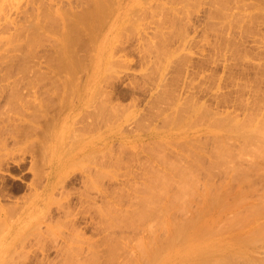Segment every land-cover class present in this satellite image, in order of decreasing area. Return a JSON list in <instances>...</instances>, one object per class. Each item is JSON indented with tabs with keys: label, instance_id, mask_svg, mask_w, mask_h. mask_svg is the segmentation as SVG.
I'll use <instances>...</instances> for the list:
<instances>
[{
	"label": "rangeland",
	"instance_id": "1",
	"mask_svg": "<svg viewBox=\"0 0 264 264\" xmlns=\"http://www.w3.org/2000/svg\"><path fill=\"white\" fill-rule=\"evenodd\" d=\"M65 1H63L64 4H62V7H61V10L66 11V12L62 11L63 15H65L64 17L65 18H66V16L68 17V19L66 18V20L68 22L70 21L69 19H71V22L74 21V24H73V22L72 23L69 22L71 24V26H73V25L78 26V24H75L76 22L74 19H76V17L73 16V14H74V12L77 13L78 11L80 12L82 9H84L83 6L86 4V1L82 0L83 1L82 2L81 0H78L79 4L77 3V0H75L76 2L74 0H65ZM107 1H109V0H107ZM107 1L105 0L104 3L106 2L105 4H107L109 6V8H111V9L110 10L108 9L109 11L103 10L104 14H102L103 16H101L99 18L100 22H101V24L98 27L99 29H97V30L95 29V31H93L91 34L89 32L87 33L85 30H84L85 31L84 32L81 29V27H79L78 29L76 28L77 32L75 31L72 34V36H75L74 33L77 34L78 36L76 35V40L78 39L79 41H81V43H83L82 41H85L83 43L84 44L83 47H85V46L88 47V48L86 47V50L84 48L81 50L80 45H78L79 44L78 42H77L78 44L77 43H74V45L72 44L73 45L72 46V52L73 51H75V52L72 53L70 60L74 61L72 69L74 70L73 75L77 76V77H75V79H80V80L82 79V82L85 81L84 86L81 87V89H80L81 92H80V96H79V102L84 103L85 101H87L88 94L90 91H92V94H93L92 101H93V104L94 103L95 104H94L93 109L90 107L93 110V112L89 114L91 116L86 115V112H87L86 110L85 111L83 110L81 112V110L75 109V110L71 111V113L68 114L69 118L64 119L65 121L63 120L61 122H58L57 124L51 123L50 127H48L49 130L48 129L44 130V132L46 131L47 134L41 132L42 134H45V137H47L46 139H48L49 136L51 137L53 134V135H55L56 141L62 140L64 142L63 143L64 145H62V147L52 148L50 153L51 154L57 153L58 156L60 158H62V160L66 163V165L69 163H72L74 165V167H77L78 169L75 170L74 172H68V171L64 170L60 173L59 176L52 178L50 180L51 182H50L49 186L44 191V194H41L42 195L41 197L37 198L36 196H32V195H33L34 189H36L37 191H40V186L42 184V179H40V177H41L40 175H42L43 171L46 170L45 163L48 161V157H47V159H43L40 157L41 159L39 158L38 159L39 161L35 162L36 165L31 167L32 158L34 157L33 151L36 150V152L38 151L37 153L39 154L41 147L37 146V144L39 145L38 141H34L33 143H30V142L22 143L21 141L24 140V138L21 140V138L23 136L20 135L21 136L20 137L18 134L19 132H22V131L21 130L19 132L14 131V130H19L18 127L23 128V126H31V124L37 125V123L34 120H31V118L29 116L27 117L25 115L26 113L24 111H22L23 107H25L24 106L25 103L23 101L24 100L23 94L24 93L26 94V91L24 92L25 88L23 86H18L19 89H21V91H22V93H21V91L18 89L19 92L22 94L23 100H19L21 94L18 97L17 96H8V95H7L8 97H5V95H3L4 93L1 90L2 93H0V97H1L0 98V137L2 136L3 138L2 139L0 138V140L2 141V142H0V264H61V263L64 264V262H66V261H67L66 263H68V261L70 262L73 258L75 259V256H74L75 254L78 255L77 257L80 256L81 258L86 255V257H83V258H85V260L87 259L86 260L87 262L85 260L83 261V258L81 260L80 257H79L80 259H77V260L75 259L76 261L73 259L75 261V263L77 261L79 262L76 264H80V262H82L81 264H83V262L89 264L88 259L90 261L91 258L88 257L87 254H90L91 256L93 255L92 257L95 259V261L100 259V262L101 261L103 262L105 260L104 263H106V261L108 263L110 261L109 257H111V254H112V256L113 255L116 256L117 253L119 254L121 252L120 250L122 249L121 246L124 245L123 244L124 240L122 239L121 236L118 235L119 234L118 229L120 228V226H116V228H118V229H116L117 231H115V230L111 231L112 229L109 230L107 228L108 224H110L108 218L111 216L118 215L117 212H119V210L122 211V209L124 207H125V210H126V208H128V211L131 208V210L129 212H126V215L128 216L129 220L132 221L133 223H138L137 224L138 228L142 227L144 229V231L141 232V234H140V232H138L141 236L138 235V233L133 234V233H131L133 230H129L130 235L131 236H132V234L134 235L132 237L130 236L131 238L129 237L126 240L127 245H128V250H130V252H133L134 250L139 251L138 250L139 246L143 245V244H144L143 246H147V247L152 246L153 244H154V246H156L155 243L157 241L161 242V240L164 241V239L168 240L169 238H171L170 236H172L174 239V236L177 233L180 234L181 232L179 231L180 232L179 233L177 231V233H173V235H172V232H174L175 230L174 231H173V229L171 230L170 226L169 227L167 226L168 227L167 228L166 227L167 222H165V221H167L169 219L168 223H170V222H173L172 221L173 218H175V220L177 221L178 217H179V220L182 222L183 218L185 216V218L192 217L193 221L191 218H190V220L192 221L191 225H193V226H189L190 225L189 219H188L189 222L185 219L186 223H184V221H183L181 223V225L178 224V223H180L179 221H177V223H175L176 222L175 220H174L175 222H173L174 224L173 223H170V224H172L173 226L175 224H177V226H180L179 228H181V229L183 228V225L184 226L186 225L185 227H187V228L188 227L194 228V225L197 224L196 228H197L198 233L194 232L193 228H192L193 230H191V231H190V229L184 228L183 230L187 229L185 231V235L186 236L188 235L187 237L184 235H181V234L180 235L177 234L178 236H180L179 239H181L182 242H179V243H181V244H179L177 242L178 236H177V238H175L176 243H174L175 241H173V239L171 238V241H172L170 244L171 246H168L166 244L164 245V243H161L160 247H162V248H160L161 250H159V252L161 251L160 252L161 256L165 258L166 255H168V256L171 255L173 258L171 261V263L173 262L172 264H191V263L193 264V262H195V264H198L199 262H200L199 264H231V263L232 264H264V175H263L264 169L261 166V164L264 163V150L262 148L258 147L261 144V143H259V141H258V144L255 143L256 139L261 140V137L258 138L257 136L259 135V132L262 131V128L264 129V20H262V19H264L263 18L264 14L263 15L261 14L262 10L260 11V13L258 12L259 14L262 15V16L260 15L262 17V19H261V17L259 16L258 13H256L258 15L253 13L254 9L248 8V7L245 8L244 6H242L241 3H237V4H239L238 7H236V6L231 7L230 1H234V0L228 1V2H230V4L229 3L227 4V2L225 0H220L219 3H218V0H114V2H113V0H110L113 4L112 6H111V2L109 1L110 3L109 2L107 3ZM250 1H252V0H247L246 2L248 3ZM67 2L69 4H66ZM38 3H40L42 5L39 4L40 5L39 6ZM43 3H44V5H43ZM51 4H49V0H39V1L38 0H31V1L30 0H0V61H1V58L4 59V61H6V62H4L2 60L0 62V76H1L0 79H2L0 81V86L3 83L5 84V83H7L13 79H21V81H22V80H25V78L26 79L35 78L37 75H39V76H37L39 78H40V76H42L41 78L45 79L47 76L48 78H46V79H50V77L54 76L55 73H56L55 77H58V74L59 75L60 74L65 75L66 74L65 72H62V71L60 72L59 70H56L58 72H56V71L53 72L54 63L58 62L57 59L60 60V58L64 55L63 53H61L62 52L61 51L62 45H60L61 43H57L58 38H61V39L63 38L62 32H60L59 30L58 31L53 30V28H51L52 30L50 31L49 30L50 26L53 24H51L49 26V24H48L49 22L45 21L44 24H48V27H49V29H47L48 28L47 27L45 30V25L42 24L43 22L40 19H38V20L32 19V20L36 21V23H37V21L42 22V23H40V25L44 26L43 29L38 28L39 30L36 29V31H35V28L32 29L36 33L39 32V35H41V36H39L41 39L38 38L40 40V44H39V42H36V44L37 43L39 44V45L37 44V47H38L37 48L36 44L34 43L35 41H37L36 37H38L37 36L38 34L35 35L36 34L35 32H34V35L36 37H34V35H29L30 37L28 38V40L31 38V36L33 38H36V39H33V40H35L34 42L31 41L32 38H31V40H29L32 43H34L33 44L34 46L32 45L31 42H28L29 44L27 43L28 46L24 45L25 43H23V40H25V38L27 39L26 36H28V35L26 33V30L23 31L21 28L24 27V29L26 28L27 31L29 29L31 30V28L28 27V25H29V23H28V19H29L28 15L29 14L28 13H31L30 11L32 10V9L30 10V8L32 6H34V8L36 7L35 10H38V12H39V9L42 6H44L45 12H43V14L45 15V13H47V12L49 13L52 10V9L46 10V8H49V6H47V5H51ZM105 4L102 6L103 9L105 8L104 7ZM217 4H218V7H217ZM228 5H230V9L228 8ZM24 6L27 8L26 9L27 12L24 11V9H25ZM45 6H47V7H45ZM51 6H54V5H51ZM219 7L221 9H219ZM62 8H64V9H62ZM42 9H43V7L41 8L39 14L42 13L41 12ZM256 9H255V12L260 10V9L259 10L257 9V11H256ZM71 10L74 12L72 13ZM68 11H69L70 16L73 17L74 19L69 18ZM51 12L54 14L53 10ZM263 12H264V10H263ZM52 13H49V14H52ZM26 14H28V15H26ZM53 14H52V16L49 15L51 18H48V20L52 19L53 16H55ZM21 17H22V19H21ZM25 17H27V18H25ZM41 17H42V14H41ZM45 17H46V15H45ZM45 17H44V19L47 20L48 16L46 18ZM20 19H21V21H20ZM25 19H27V20L25 21ZM261 20L263 21V24H261L262 23ZM19 21L21 22V24ZM22 21H24V22H22ZM49 21H51V20H49ZM69 23L67 24V26L68 25L70 26ZM20 25H24L20 28V30H22L24 33L21 32L20 30H18L17 27H20ZM25 25H27V27L29 29ZM29 26H33V25L30 24ZM52 27H54V25ZM67 28H65L64 31H69V29L66 30ZM60 29H61V31L63 30L62 28H60ZM74 29L72 31H74ZM18 31L20 33H17ZM33 31H31V32H33ZM72 31H71V33H72ZM31 32L29 31L30 34H31ZM58 32L61 35H59ZM71 33L69 32L67 35H70ZM86 33L89 34L90 36L89 35L87 36ZM20 34L23 35L24 38L20 37ZM17 37L22 38V42H19L21 40ZM45 37H48L47 41H46ZM13 38H14V40H13ZM52 38H53V40H51ZM88 39H90L91 42ZM28 40H25V41L27 42ZM54 40H57V41H54ZM41 41H42V44H41ZM117 42H119L121 44H119ZM18 43H20V44H18ZM52 43H54V44H52ZM86 43H88V44L86 45ZM13 44L14 45L16 44L15 50H11V48H12L11 45H13ZM47 44H49V45H47ZM57 44L59 45L58 50L56 47ZM14 45H13V47H14ZM18 45H20V46H18ZM22 45H24V47ZM39 46H41V47H39ZM16 47L17 48L20 47L22 49L25 48L24 49L25 52L22 49H19V50H21V51H19ZM44 48H45V50H44ZM50 48H52V49H50ZM30 49L32 51H30ZM35 50H37L38 53ZM52 50H53V52H52ZM22 51L24 53L21 54L20 52H22ZM34 51L38 55H36V53ZM57 51H59V52L57 53ZM15 52H17V53H15ZM32 52H34V53H32ZM81 52H83V53H81ZM111 52H112V54H111ZM49 53H51V55H49V56H51L50 59L47 56ZM78 53H80V54L78 55ZM25 54H27V56ZM39 54L40 55L42 54V55L39 57ZM82 54H83V56H82ZM5 55H7V57ZM13 55L14 56L17 55L18 57L19 56L20 57H19V59H17V56H16V58L15 57L11 58L10 56H13ZM43 55H46L45 57H47V58L45 59V57ZM52 55L55 57H56V55H58L60 58H58V56H57V59L55 60V57L53 58ZM28 56H29V60H28V58L26 59V57H28ZM36 56H37V58H36ZM90 56L93 58H91ZM5 58H6V60H5ZM21 59L23 61H21ZM7 60H8V63L10 64L9 66L11 68L8 66ZM17 60L18 61L20 60L19 61L20 64L17 62ZM50 60H52V62ZM53 60H54V62H53ZM9 61H11L13 64H16V65L14 66ZM13 61H15V62H13ZM49 61L51 62V64ZM23 62H24V64H23ZM48 62H49V64H48ZM75 62H76V64H75ZM77 64H79L81 66V68L78 67L79 65L77 66ZM81 64L83 65V67ZM12 66H14V67L17 66V67L13 68ZM19 66H21L20 71L18 69ZM1 67H2V69H1ZM32 67H33V69H32ZM49 67L52 69V71L47 69ZM7 68L12 69V70L14 69V71H12V72L10 71L11 72L10 73ZM83 68H84V70L82 71ZM15 70H17V71H15ZM4 71H6V72H4ZM13 72H16V73L13 74ZM21 72H23V75ZM24 73H26V75ZM71 73H73V71ZM18 74H20V76H18ZM31 74H33L34 76L33 75L31 76ZM29 75H30V77H28ZM66 75L69 76L70 74H66ZM16 76H17V78H16ZM74 76L72 78H74ZM3 78H5V80ZM19 84H20V82H19ZM73 89L72 88H71V90H70V88L68 89V90H70V92L72 91L71 92L72 94L69 95V92H67L70 97L67 98L66 96H64V98H65L64 102L65 103H66V98L68 100H71V96L73 95V91H75L74 87H73ZM67 93H66V95H67ZM96 96H97V99H96ZM4 97H5L6 101L3 102V100H5V99H3ZM25 97L27 98V100L25 101L26 102L25 105H27L28 100H30V103L32 105L31 99L33 98V96H31V94H26ZM29 97H31V98L29 99ZM166 97H168V98H166ZM169 97H170V99H169ZM186 98H187V100H185ZM12 99H15L16 101L12 100ZM56 100H55V102H56ZM9 101H11V102H9ZM33 101L35 102L34 98H33ZM165 101H166V103L168 102V104H167L168 106L165 104ZM34 102H33V104H34ZM10 104L12 105V107L10 106ZM21 104H22V106H21ZM96 104H97L98 110L95 107ZM104 105H106V106L103 108ZM190 105H192V108L195 109L194 111H191L192 108ZM6 107H9V108H6ZM179 107H180V109L176 111V108L178 109ZM17 108H18V110H17ZM100 108H102L101 112H100ZM172 108H174V109L172 110ZM189 108H191V109H189ZM181 109H183V110H181ZM56 110L58 111L59 109L56 108ZM56 110H55V112H57ZM20 111L22 113L24 112L25 114L24 113L22 114ZM29 111H30V109H29ZM156 111H159V112L157 113ZM53 112H51V113H53ZM55 112H54V114H57L58 116H61L62 113H65V112L67 113L66 110L65 111L60 110L58 112L59 114L55 113ZM189 112L190 113L194 112V113L192 115ZM51 113H47V114L50 115ZM173 113L174 114L177 113V116H175L176 114L174 115ZM179 113L180 114L183 113L182 114L183 117L185 116L184 119L182 117H180ZM185 113H187V114L185 115ZM194 114H196V115H194ZM247 114H250V115L247 116ZM57 115H56V117H58ZM71 115H73V116H71ZM94 115H95V117H94ZM99 115L100 116L102 115L101 116L102 119H100ZM149 115H150V118H149ZM197 115H198V117H197ZM251 115H252V117H250ZM81 116H83V117H81ZM142 116H144V117H142ZM168 116H171V121L169 119L170 117H168ZM172 116L175 119L172 118ZM189 116H191L190 119H189ZM54 117H55V115L54 116L50 115L49 120H51V118H54ZM76 117L78 119L80 118L81 120H83V121H81V123L84 122L85 125L88 122V120L94 119V121H95V125L93 127V130L94 129L95 130L92 133V136L93 135H95V136H93V137L91 136L92 139L94 138L93 141L95 142V144L97 143L96 144L97 146H95L96 149L94 151H92L93 153L95 152V154H96V155L94 154V156H93V154L90 155L91 152H89V151H86L88 154H86L85 152L81 153V154H83V156L76 154L78 151V146H79L78 144L81 143L80 141L84 140V136H85L84 132H80L79 136L81 135V133L83 135L82 137L80 136L81 139L79 140L80 137H78V136H77L78 139L75 137L76 136L75 134L79 133L80 129H82L84 127V125L81 124L80 120H78ZM85 117H86V119H85ZM177 117H180L178 119H181V120L183 119L184 121L180 120L181 122H178L179 120L176 119ZM246 117L250 118V120L247 119ZM75 118L78 120V122L76 121ZM98 118H99V120H97ZM222 118H224V119H222ZM19 119H21L22 122L18 123V121H21ZM23 119H25V120H23ZM72 119H73V122L75 119V121H76V122H74L75 124L71 121ZM142 119H144L143 120L144 122L142 121ZM162 119L165 122L162 121ZM225 119L230 120V122L229 121L227 122ZM104 120H106V121H104ZM186 120L187 121L190 120V122H187ZM220 120H221V122L226 121V123H224L225 125L223 123H220ZM248 120H249V122H248ZM134 121H136V122H134ZM253 121L255 122V124H253L254 123ZM156 122H157V124H156ZM185 122H187V124ZM4 123H5V125H4ZM13 123H14V125H13ZM143 123L144 124L146 123V124L144 125ZM7 124H8V127H11L13 125L14 127H11V128H13V130L11 128H8ZM73 124H74V126H73ZM100 124H101V126H100ZM137 124H139V125L136 126ZM174 124H177V125L174 126ZM229 124L231 126H228ZM245 125L247 126L246 128L251 126L250 128L252 131L253 130L255 131L257 128L258 129H260L261 127L262 128L260 130L257 129L258 134H256L257 133L256 131H255L256 133L253 131V133H254L253 134L252 132H250L251 131V130H249L250 128L245 129ZM77 126L78 127L81 126V128L79 127L80 129H77L78 131L75 132L76 131L75 129ZM105 126H106V128H105ZM256 126H258V127L255 128ZM3 127L5 130L3 129ZM225 127H226L227 131H226ZM228 127H229V132H228ZM252 127H254L255 129ZM72 128H74L75 131L72 130ZM23 129L25 130V128H23ZM223 129H225V130H223ZM47 130L49 132H47ZM127 130L128 131L130 130V131L128 132ZM140 130H141V132H140ZM150 130L152 132L158 131V133H159L158 135L163 136V138L161 137L162 140L160 137H158V139L160 140L159 143L157 141L158 139L155 140L157 144L155 142H153L156 144L157 147L155 146V144H153L151 146L150 142H152V141L150 140V142H149L148 137L145 136V133L149 132ZM247 130H249V131H247ZM10 131L12 132V134L14 133L13 135L15 138L12 137V135H10V133H11ZM165 131H167V132H165ZM168 131H169V133H168ZM73 132H75V134ZM108 132H111V133L107 134ZM123 132H125V133H123ZM227 132H228V134H227ZM249 132H250V134L252 133V136L255 135L257 138L255 137V139H254V138H252V136L251 137L250 136L246 137L247 135L244 136V133L249 134ZM15 133L17 134L16 136H15ZM41 133H40V135L38 134L39 139L43 136ZM104 133H105V136L103 135ZM141 133H143L144 135ZM163 133H164V135H163ZM123 135L125 137H123ZM126 135H128V136L126 137ZM262 135L264 136L263 133H262ZM133 136H135V137L133 138ZM167 136H169V137H167ZM263 136H262V138L264 139ZM45 137H43L42 139L45 140ZM72 137L75 140H73ZM138 137H140V138H138ZM197 137H198V139H197ZM225 137H227V139H225ZM145 138L148 140L149 145L147 144ZM251 138L253 140H251ZM16 139H19V140H16ZM106 139L108 141H106ZM32 140H34V138H32ZM76 140H78L79 143H78V141L73 142ZM104 140H105L106 144L103 142ZM136 140H139L140 142L136 141ZM141 140L144 143L146 142V144H144ZM135 141H136V143L138 142V144H141V145H138V148H140V150L137 148V146L135 147V145H137V144H135ZM161 141H164L163 143L165 146H167L166 144H168L169 148L168 147L165 148V146L163 144L160 145L161 146V148H160L158 144L162 143ZM188 141H190V143H188ZM253 141H255V142H253ZM45 142H44V146H45ZM121 142H124L123 145L124 144L126 145L125 148L122 147ZM174 142H176V143H174ZM229 142H231V143H229ZM172 143L174 144V146ZM178 143H180V144H178ZM222 143L224 146L223 147L224 155H222V154L220 155L222 150H219ZM107 144H108V146L110 144L111 148L109 146L106 150ZM130 144H133V145H130ZM142 144H144V145H142ZM185 144H186L185 147H187L186 149L182 148V146L184 147ZM194 144H195V146H194ZM225 144H228V145L230 144L231 146L229 145L228 146L229 148L228 147L226 148L227 145L225 146ZM105 145H106V147H104ZM179 145H181V146H179ZM139 146H141V147L143 146V152H141L142 149ZM230 147H231L233 152L230 151L231 150ZM196 148H198V149H196ZM234 148H235V150H234ZM237 148H238V150H237L238 152L236 151ZM108 149H109V151H108ZM134 149H135V151H134ZM150 149L151 150L154 149L153 151H156L158 156H159V152H161V149L165 150V151H162L163 154L160 153V154L166 156V157H164L165 159H163V157L162 158L160 157V159L167 160V161L171 162V164H173V167L175 166V164H177V165L180 164L179 166H177L178 168H180L181 164H182V166H185V169L182 166H181V169H178V170L175 169V171L173 169V173L177 172V173H175V176H173V174L171 172L172 169H171V171L169 173L171 175V178H170L169 174H167V172L169 171L167 169V167L165 169V167L162 165L163 163L160 164L164 167V168H162L163 169L162 172L164 173V175L161 174L162 172H159L162 169H159L158 173H159V175L161 174L162 177L160 176V178H163V180L159 178L160 183L158 180V185H157L158 187L157 188H159V191L160 190L162 191V189L160 187V185L162 184L161 186L165 188V189L163 188L164 194L163 193L160 194L161 192H158L157 190H156V192H157V194H156L154 189H152V187L154 188L156 186L157 183L155 180L158 178L159 175L155 176L156 174L151 173L153 170L150 171L151 169L150 170L147 169V168H150L152 166V162L150 164V162H148L149 160L147 161L146 159H144V154L148 153L147 151L151 152ZM172 149H173V153L176 154V152H179V154H183V156L179 155V154H177V156L176 155L173 156L174 154L171 155ZM177 149H178V151H177ZM210 149H211V151H209ZM221 149H222V147H221ZM225 149L228 153L232 152L231 153L232 157L230 155L228 156L227 152H226V154L229 158L227 156H225L226 155ZM105 150L107 152H109V155H111V156H109V158L107 157L108 153L105 152V155H107V156H105L103 154L102 151H105ZM121 150H122V152H121ZM124 150H125V152H123ZM166 150L167 151L170 150V151L167 152ZM184 150L187 153L184 152ZM100 151L105 156L104 159H106L103 161L104 164H102L103 158H101L102 156H100L101 154H99ZM128 151L131 154L133 153V155H135V156H133V155H132V157H130L131 155L128 156L130 154V153H128ZM138 151H140L139 152L140 154L138 153ZM239 151H240V153H242L244 155L247 154V156L244 157V156H240V154H239L238 158H237V154L239 153ZM189 152H190V155L194 154V155H192V156H194V159H195V155H197L196 156L197 160L199 158H203V159H201V162L199 159V162H198L199 165L197 162H195L193 160V158H191V156H188ZM209 152H211L212 154H210ZM234 152H235V154L237 153L236 156H234L235 154L233 155ZM97 153L99 154L98 156H100V158L102 159L101 161L99 160L98 162L93 161V160H95L94 158L98 157ZM137 153L139 154V156H137ZM208 153H209V155H208ZM215 153H216L215 156L218 158V160L222 162V164L219 165L220 167L219 166L217 167V165H216V167H215V165H214V167L212 165H210L212 163L217 164L218 160L213 155ZM84 154L92 156V157L90 158L88 156L89 157V160H88V157L86 158V155L84 156ZM124 154H125V156H124ZM126 154H127L128 160L126 159ZM199 154L201 155L200 157H199ZM140 155H141V157H140ZM202 155L203 156L206 155V156L202 157ZM250 155L253 157H256V158H254V160H256L258 158L257 161H254V164L256 165V163H257V167L258 166L261 167V168H259V170L263 169V172L259 171V170H258V172H256V170H254L255 167H251L253 164V163H251V161H253V159H251V158H253V157L250 158ZM123 156L125 158H123ZM113 157L114 158L117 157L116 160ZM212 157H213V161H214V159H216V162H213L211 160ZM224 157H227L228 160H225L226 158L224 159ZM100 158L98 157V159H100ZM107 158L109 160H111V159H113V160L110 162L107 160ZM185 158H187V159H185ZM188 158H189V161L193 160V162L197 163V165L192 164V165H194L195 168L197 166V168L194 171L191 170V173L192 172H193V174L195 173L194 174L195 177L192 176L193 174H190L189 169H191V168H188V167H190L188 165H190L191 162H189L190 164H188ZM239 158H240L241 162H240ZM120 159H121V162H119ZM141 159H143V160H141ZM176 159L177 160L178 159H180V160L184 159V161L187 160V162L182 163V161L178 160V162L179 161L180 162L176 163L175 162V161H177ZM190 159H192V160H190ZM250 159H251V161H250ZM242 160L245 161L246 164L250 162L251 166L247 164L248 165V167H247V165L244 162H242ZM258 160H259V162H258ZM106 161H107V164L105 163ZM136 161L137 162L139 161L141 165H143V163H145L143 165V166H145L144 170L140 167L141 165L139 164V162L136 163ZM142 161H145V162H142ZM229 161H231L230 162L231 164L227 165L229 163ZM234 161H236L237 164L239 162L238 167H236L237 165L234 166L236 164V163H234ZM93 162H96V163H93ZM108 162H109V164H108ZM205 162H207V163H205ZM226 162H227V164H226ZM97 163H99L98 164L99 166L105 165V164H106V166L105 167L104 166L98 167ZM111 163H113V164H111ZM128 163L130 166H129V170L126 171L124 169L128 168L127 167ZM147 163H149L151 166L149 167V164H147ZM185 163H187L188 165L187 164L185 165ZM240 163H243V166L244 165H246V166L243 167L242 164H240ZM95 164L97 166H95ZM169 164L170 163H168V165ZM93 165H94V168L97 167L96 169L100 168V170L95 169L94 171H92L94 169ZM107 165H109V166H107ZM192 165H191V167H192ZM230 165H233L236 168H234L233 166H230ZM81 166L84 170L81 169ZM85 166L87 167L86 169H88V171L85 169ZM89 166L91 167L92 170L88 168ZM121 166L124 168H122ZM201 166H203V167H201ZM221 166L227 170L226 174H225V170L223 171V168ZM171 167H172V165H171ZM206 167H208V168H206ZM209 167H211V168H209ZM230 167L232 168L233 171L231 170ZM140 169H142V170H140ZM228 169H229V171L230 170L231 171L229 172ZM251 169H253V170L251 171ZM132 170H134L133 173H135V174H132ZM164 170H166V171L164 172ZM216 170H219V171H216ZM129 171H130V173H129ZM142 171H146L143 173H147V172L149 173V171H150L151 175H150V173L149 174L147 173V175H146L147 177L145 176L146 179H144L143 175H145V174H142ZM181 171L182 172L185 171V172H183V174L180 175L182 173ZM198 171H199V173H198ZM201 171H203V172H201ZM222 171L224 173H222ZM126 172L128 174H126ZM178 172H181V173L179 174ZM187 172H188V174H187ZM215 172H220L221 174L217 173L218 174L217 175ZM102 173L107 174V175H103ZM122 173L124 174V176H125V174L129 175V176L124 177ZM136 173H138L137 174L138 176L136 175ZM209 173H211V174H209ZM139 174L141 175V177ZM184 174H186V175H184ZM214 174H216L217 178L214 176ZM241 174L245 175L247 180L249 179L248 180L249 183H248V181H246V178L244 179V181L248 185L244 181L242 182L244 177L243 178L240 177L242 179L239 178L241 180V181H239L240 183L238 182L239 179L237 180V182L233 181V180H235L233 178H236L237 175L239 176ZM256 174H258V175H256ZM177 175L178 176L180 175L179 178ZM197 175H198V177L196 178ZM210 175H211V177L214 176L215 178L213 177V179H212L210 177ZM234 175H236V176L234 177ZM104 176H106V177H104ZM165 176H166V179H165ZM181 176H183V177L185 176L188 179L187 178L183 179V177H181ZM148 177L149 178L151 177L150 179L153 181V183H156V184L153 185L150 182V180L148 181L147 180ZM172 177L174 180L172 179ZM125 178H127V179L125 180ZM140 178H142V179H140ZM194 178H196V179H194ZM201 179L205 180L203 182L206 183L207 185L209 183L213 184V185L207 186L206 184H204L202 182ZM90 180L95 181L93 184V185H95V188H94V186H92V184H90V183H93ZM132 180H134V181H132ZM168 180H169V182H168ZM186 180H187V182H186ZM211 180H212V183H211ZM141 181H143V182H141ZM161 181H162V183H161ZM176 181H178L177 183L180 184V188H179V185H177V186L174 185V183H176ZM193 181H195V182H193ZM213 181H214V183H213ZM224 181L225 182L227 181L226 183L228 185L226 183H224ZM88 182H89V184H88ZM148 182L153 185L151 187V189L154 192L153 194H156V195H154L155 198L156 197L159 198V201L158 200L155 201L156 203H153V201H154L153 199H155V198L151 197L153 195H151L152 192L150 193V191H151L150 189H149V192H147V193H148V195H151V196L147 197V195H146V197H145L143 195V193L141 192L142 189L144 192L145 186L146 187H147V185L149 186ZM165 182L167 184H169L168 188H167V184ZM170 182L172 185L170 184ZM196 182H198V183L195 184ZM200 182H202V183H200ZM216 182H217L218 186H216L217 185ZM220 182H222V183H220ZM140 183L141 184L143 183V185H141ZM146 183H147V185H145ZM125 184H127V185H125ZM151 184H150V186H151ZM214 184H215V186H214ZM199 185L201 188L199 187ZM219 185H221L220 188H217V187H219ZM88 186L90 187L89 189H91L92 191L87 189ZM132 186H134V188H135L133 190L137 191L136 194H135V191H134V194H131V193H133V190H132V192L130 190V189H132ZM182 186L183 187L185 186V187L183 188ZM139 187H141V188H139ZM146 187H145L144 193H146V190H148V188H150V187H148V188H146ZM177 187H178V189H177ZM228 187H229V190H228ZM246 187H248V188L246 189ZM121 188L124 190H122ZM157 188L155 187V189H157ZM185 188H189V189H185ZM202 188H203V190H202ZM104 189H106L105 191H107V193L104 191ZM108 189L110 191H108ZM112 189H115V190L117 189L118 191L116 190L115 192H113L114 190L112 191ZM195 189L197 190L196 192H198V193L195 192ZM210 189L212 190V193L215 194V196L211 193ZM215 189H216V191H215ZM218 189L219 190L222 189L221 192H223L224 194L227 193V194H225L227 197L225 195L222 196L221 195L222 193ZM85 190L87 191V194H89V195H86V193H85L86 196L84 197L83 192ZM174 190L175 191L177 190L176 192H178V193H179V191L183 192V190L185 193V190H187V193L188 192L189 193L188 194L185 193V198L183 197V199L186 200L188 198V196H190L191 199H190V197L188 199V203L189 202L190 203L188 204V203H186V201L181 199L180 202L181 203L185 202V203L183 205H181L179 203L177 205H175L177 203L176 200L179 199V197H182L181 195L184 193L175 194ZM202 191L205 193H203ZM169 192H170V195H171V193H173V194L171 196H169ZM190 192L194 193V194H191ZM218 192H220V193H218ZM100 193H102V194L100 195ZM123 193H124V195H123ZM137 193L138 194L140 193V194L138 195ZM206 193L208 195H205ZM209 193H211V194H209ZM109 194H111L112 196ZM125 194L128 196L126 197ZM141 194L145 198L142 197ZM198 194H199V196H198ZM235 194H236V196H237V194H239L238 195L239 197L238 196L236 197ZM133 195H134V197H133ZM162 195H164V198L161 197ZM166 195L169 196L170 199ZM176 195H178V197L173 198V197H176ZM209 195L217 197L219 202H215V201H217L216 198H213L211 196L213 199H215V201H213V199H211V197ZM28 196H29V198H28ZM130 196H131V198H130ZM233 196L235 198H237V200L239 198H241L240 202L242 201V203H238L239 200L237 201ZM106 197H109V198H106ZM128 197L130 198L129 200H128ZM132 197L134 198L133 200H132ZM221 197H222V199H221ZM223 197H226V200H224ZM35 198H36V200H35ZM124 198H126V199L124 200ZM135 198H137V200H136L137 202L133 203V202H135L134 201ZM166 198L169 200V202H171V198H172V200L176 199V200H173V202H175V203L171 204L172 203L171 202L170 203L171 205L168 204L169 202H167L168 200ZM209 198H210V200H209ZM228 198H230V199H228ZM151 199H152V201H151ZM195 199H196V201H195ZM233 199H235V203H238L240 205L237 204L235 206L234 205L235 203H232ZM138 200H140V201H138ZM182 200H183V202H182ZM24 201H26L25 205H23ZM197 201H199V202H197ZM225 201H226V203H225ZM112 202H113V204H112ZM150 202H151V204H150ZM159 202H161V203H159ZM120 203H122L123 205H121ZM124 203H125V205H124ZM137 203L139 206L136 205ZM196 203H198L197 204L198 206L196 205ZM230 203H232L234 205L233 208H232L233 205H230ZM128 204H130L131 207L130 206L128 207L127 206ZM143 204H145V205L148 204L149 206L146 205L144 208ZM154 205H155V208H154ZM157 205H158V207H156ZM179 205H180V207H179ZM189 205H190V207H189ZM115 207H116V209L114 210ZM139 207H140V209H139ZM147 207H149V208H147ZM167 207H169L171 209H169ZM172 207L174 208V210ZM185 207H187L188 210ZM194 207L197 208L198 212H200V210H201L200 213L197 212L198 215L201 214L200 218H197L198 215L195 216V214H194V212H196L195 209H194V211H192L193 210L192 208H194ZM136 208H137V211L139 209L138 212L142 211V208L145 209V212H148L151 209L153 215L156 214L155 217H157V215L162 213L158 217H159V219H160V217H162L161 218L162 220L164 218V220H165L164 222L166 223V224L164 223L165 226L161 223L162 220H160V222L158 221L159 220L158 217L156 220V222L157 221L158 222H157V225L155 226V224H156L155 219L156 218H154V216L152 215L151 212H149V213H151L149 215H148V213H144V214H146V216L143 215L142 217H140L139 213L137 214L136 213L137 211L134 210ZM176 208H177L178 214H177ZM217 208L219 209L220 212L217 211L218 210ZM260 208L261 209L263 208V209L261 210ZM132 209L134 210V212L132 211ZM154 209H156V210L154 211ZM162 209L164 212H162ZM164 209L167 210L168 212H166ZM181 209H184V210L186 209L187 211L186 212L184 211L185 213H183V211ZM237 209L239 210V212ZM116 210H117V212H116ZM170 210L172 211V213ZM173 211H176V212L174 213ZM66 212H68L69 215H68V213H67V215H64V214H66ZM237 212L239 215L234 217L233 216L234 213L237 214ZM249 212H251V213L253 212L252 216L248 214ZM254 212H255V214H254ZM180 213L183 215V217ZM188 213L190 214V217H189ZM98 214H100V215H98ZM123 214H125V212ZM191 214H192V216H191ZM241 214L247 215L246 216L247 221H246L244 215H241ZM253 214H254L255 218H254ZM177 215H179V216H177ZM248 215L251 217H249ZM193 216H194V218L196 217L195 220H194ZM224 216H227V217L225 218ZM238 216H240V217L242 216V217L240 218ZM100 217H101V219H100ZM223 217H224V219H223ZM243 217H244V219H243ZM141 218H142V222L139 223V221H140L139 219H141ZM148 218H150V219H148ZM234 218H236V220H234ZM39 219L41 220L40 224H39V226H36V222ZM98 219H100V220L98 221ZM196 219H199V220H196ZM219 219H221V220H219ZM250 219H253L252 221L255 222V224L257 226ZM71 220L73 221V223H72L73 225L70 224L72 222ZM225 220L229 221V223H227V221H225ZM95 221H97V223L102 221L101 226H103V228L101 226L100 227H101V230H103V231H101V232L97 231L98 228H100V227L98 224H95ZM112 221H114V220H112ZM195 221H197L196 224H195ZM203 221L205 223H203ZM220 221L222 223H219ZM241 221H244V226H243V222H241ZM153 222H155V223H153ZM193 222H194V224H193ZM210 222L211 223L215 222L214 224H216V225L211 228L212 224ZM223 222H224V225H223ZM114 223H115V221H114ZM202 223L204 225H202V227H201ZM217 223H219L220 225L218 224L219 227H218V229H216L217 231H214L215 230L214 228L215 227L217 228V226H218ZM245 223H247V225L250 227H248ZM95 225L98 228H96ZM115 225H117V224L115 223ZM251 225H254V227ZM33 226H34V228H33ZM175 226H174V229H175ZM208 226H210V228H208ZM220 226H222L223 228L221 227L222 229H220V233H219ZM258 226H259V229L257 228ZM158 227H159V229H158ZM198 227L202 228V230L200 228L198 229ZM204 227L207 228L206 230L209 229L208 231H210V232L205 231ZM228 227H229V229H228ZM260 227H261V229H260ZM28 228L29 229L32 228L31 229L32 231H34V229H35V233L37 234V236L39 235L41 237H39V236H38L39 238L34 237L36 234L32 235L34 232L29 231ZM196 228H195V231H196ZM225 228H226L227 232H226V230L225 231L223 230ZM113 229H115V228H113ZM145 229H147V230H145ZM176 229H178V227ZM254 229H256V230H254ZM105 230H106V232H105ZM183 230H182V233H183ZM260 230H262L263 232ZM28 231L32 234H30V233L28 234ZM164 231H166L165 234H164ZM187 231L189 232V234H186ZM113 232H114V234H113ZM142 233H143V235H142ZM190 233H192L193 235L191 236ZM196 233L198 235H196ZM211 233H214V234L212 235ZM256 233L257 234L260 233V235L261 234L262 235L258 236L259 234L257 235ZM18 234H23V236H24L23 240H21V241L25 240L24 234H26L27 235L26 236L27 241L25 240L26 242L25 241L21 242L18 239V238H20V237H18ZM101 234H103L102 235L103 237H105V235H107V238L105 237V240H104V238L102 239ZM120 234L123 235L122 233H120ZM167 234L169 235V238H167ZM164 235H165V238H164ZM194 235H196V236H194ZM256 235L258 236L257 239H256V237H257ZM139 236H140V238H137ZM181 236L185 237L184 241H183L184 238L182 239ZM208 236H210V237H208ZM236 236L239 238L241 236L243 238L242 239L243 241L241 242V238L239 239ZM108 237H109V241L105 242L106 240H108ZM110 237L112 240L113 239H115V240L112 242V240H110ZM191 237H193V239H191ZM50 238L53 239L52 241H54V247H53V242L51 241ZM155 238L158 240H155ZM196 238L199 240L196 241ZM252 238H254L255 240H253ZM40 239H41V245L42 246H39L40 248H38V245H40V241H39ZM47 239H49V240H47ZM190 239H191V241H190ZM16 240H17V242L19 240L20 244L22 243V246H23V244H24V246L25 245L26 246L22 247L21 245H19V248H18L19 242L17 243ZM29 241L32 244L33 243L34 244L29 245L28 244V243H30ZM42 241H44V242H42ZM95 241H97L98 243H99V241H102L103 243L105 242V243H107L106 245H108V247H105L106 245H103L104 247H101L103 243L100 242V244H101L100 245ZM37 242L39 244H37ZM92 242L96 243L98 246L100 245V247L98 248L99 249L98 251H100V249H101L100 252L96 251L97 245L95 244L96 245L95 246L94 243H92ZM246 242H248V244ZM16 243H17V245H16ZM112 243H114V244L120 243L119 246L121 247V249L118 246H117L118 247L117 248L116 245H114ZM197 243L199 245H197ZM56 244L58 247L56 246ZM111 244H112L111 252H109L110 250L107 251V248H109ZM195 244H196V246H195ZM47 245H49V246H47ZM50 245H52V246H50ZM87 245H91V246H87ZM113 245L117 248V250L115 247H113ZM92 246H93V248L95 247L94 251L98 252V253H92V252H94V251H92V249H93ZM198 246L205 248V251L207 253L205 254L204 257H194V258H197L196 260L194 258L193 259L191 258L192 260L191 259H184V257L186 255L183 256V252L185 250H187L189 247H192L194 249ZM41 247H45V249L42 250ZM90 247H91V250H90ZM55 248H57V250ZM60 248H61V250H60ZM112 248L113 249L115 248V249L113 250ZM167 248H168V250H167ZM67 249H69L70 251ZM71 249L75 254L70 253ZM87 249H89L92 254L90 252H88L89 250H87ZM103 249L106 250L105 251L106 253L104 252V254L102 253V251H104ZM13 250H14V252H13ZM178 250H180V251H178ZM118 251H120V252H118ZM67 252L70 253L71 256H69V254H67ZM181 252H182V254H181ZM99 253L102 254V257H101V254L99 255ZM65 254L67 257H71V258H72V255L73 254L74 255H73L72 259H69V258L67 259V258H65L66 257ZM96 254H98L99 256L96 257ZM108 254H109V256H108ZM27 255H29V256H27ZM63 255H64V257H63ZM106 255L108 256V258ZM241 256H244V257H241ZM29 257H30V259H29ZM148 257L152 258L151 255H149V254H148ZM96 258H98V259H96ZM180 258L182 260H180ZM221 258H223V259H221ZM107 259H109V261ZM183 259L185 260V263L183 262ZM228 259L229 260L236 259V260L229 261ZM196 261L198 263H196ZM72 263H74V262L72 261L71 263H68V264H72ZM97 264H99V262ZM142 264H145V262L143 261Z\"/></svg>",
	"mask_w": 264,
	"mask_h": 264
},
{
	"label": "bare ground",
	"instance_id": "2",
	"mask_svg": "<svg viewBox=\"0 0 264 264\" xmlns=\"http://www.w3.org/2000/svg\"><path fill=\"white\" fill-rule=\"evenodd\" d=\"M30 1H31V0H30ZM38 1H39V0H38ZM63 1H65V0H63ZM63 1H62V0H49V4L52 3L51 5H54V6L47 5V6H49V8H46V10H47V9H50V10L52 9L53 12H54V14L51 12L52 10H51L49 13H52L53 15H55V16H53L52 19H49V20H51V21H49L48 18H51L49 15L52 16V14H49L48 12H47V13H48L49 15H48L47 13H45L46 17L48 16V17H47V20L44 19V17H45V15L43 14V12H45V11H44V10H45V9H44V6H42L43 9H42V11H41V12H42V13H41V14H42V17H41V14H39V13H40V10H41L42 7L39 9V12H38V10H35L36 7L34 8V6H32V7L30 8V10L32 9V10L30 11L31 13H28L29 15L26 14V15L29 16V19H28V23H29V25H30V24L33 25V26H29V25H28V27H30L31 30L27 27V25H25V26L29 29L28 31H27L26 28L24 29V27H22V26H24V25H20V27H17V28H18V30H20V28L22 27L21 29H22L23 31L26 30V33H27L28 36H26L27 39L25 38V40H28V38L30 37L29 35H34V32L36 31V29H38V28H39V29H43V28H44L43 25H45V30H46V28L48 27V24H49V26H50L51 24H53L54 27H55L56 29H55L54 27H52L53 25L50 26V29H49V27H48L47 29H49V30L51 31V30H52L51 28H53V30H56V31L59 30L60 32H62V36H63V38H62V39H61V38H58V42H57V43H61V44H60V45H62V49H61L62 52H61V53H63L64 55H63L61 58H60L58 55H56V57L52 55L53 58L55 57V60L57 59V56H58V58H60V60L57 59L58 62H55L56 64L54 63V65H53V69H54L53 72H55L56 70H59L60 72L62 71V72H65L66 74H70V75H69L70 77L67 76L66 74H65V75H62V74L59 75V74H58V77H55V75H56V73H55L54 76H51V77H50V79H46V78H48L46 75H45L46 78L43 79V78H41L42 76H40V78H39V77H37V76H39V75H37V76H36L37 78H36V77H35V78H28V79L25 78V80H22V81H21V79H13V80H11V81L5 83V84L3 83V84H4V85L2 84L3 86H2V85L0 86V87H1V88H0V93L3 92V93H4L3 95H5V97H8V96H17V97H18V96L22 93L21 89H19L18 86H23V87L25 88L24 92L26 91V94H31V96H33V98H34V100H35V102H34V101H33V98H32V99H31V101H32V105H31V103H30V100H28L27 105H25V104H26L25 101L27 100V98L25 97V96H26L25 93L23 94V95H24V96H23L24 100H23V98H22V94H21L20 99H19V100H23L24 103H25V104H24L25 107H23V110H22V111H24L26 114H25L24 112H23V113H24L27 117L29 116V117L31 118V120H34V121L37 123V125H33V124H31V126H23V128H25V130H24L22 127H20V128L18 127L19 130H14V131H15V132H16V131L19 132L20 130L22 131V132H19V133L17 132V133L19 134V136H20V135L23 136V137L21 138V140L24 138V140L21 141L22 143H25V142L33 143L34 141H38L39 145L37 144V146H38V147H41V148H40V153H39V154L37 153L38 151H37V152H36V150L33 151V153H34L33 156H34V157L32 158L31 167H33V166L36 165L35 162H36V161H39L38 159H39L40 157L43 158V159H47V157H48V161L45 163V168H46V170L44 169L45 171H43L42 175H40V176H41L40 179H42V184H41V186H40V191H37L36 189H34V191H33V195H32V196H36L37 198H38V197H41V196H42L41 194H44V191H45L46 188L49 186V184H50V182H51L50 180H51L52 178H55V177L59 176L60 173H61L62 171H64V170H65V171H68V172H74L75 170L78 169L77 167H74V165H73L72 163H69V164L66 165V163L62 160V158H60V157L58 156L57 153H52V154L50 153L52 148L62 147V145H64V144H63L64 142H63L62 140L56 141V139H55V135H53V134H52L51 137L49 136L48 139H46L47 137H45V134H42V133H46V131L44 132L45 129H48V130H49L48 127H50V124H51V123L57 124L58 122H61V121H63V120L66 119V118H69V117H68V114L71 113V111H73V110H75V109H79V110H81V112H82L83 110H84V111L86 110V111H87V112H86V115L91 116V115H89V114L93 112L92 109H93L94 104H95V103L93 104V101H92V98H93L92 91L89 92V94H88V98H87V101H85L84 103L79 102V96H80V92H81L80 89H81V87L84 86L85 81L82 82V79H81V80H80V79H75V77H77V76H74V75H73V74H74V70L72 69V68H73L72 66H73L74 61H71V60H70V57H71L72 53L75 52V51L72 52V46L74 45V43H77V42H78L79 44H78V43H77V44L80 45V49H81V50H82L83 48L86 50V47H87V46L83 47V46H84L83 43H84L85 41H82L83 43H81V41H79L78 39L76 40V35H77V34L74 33L75 36H72V34H73V32H75V31L77 32L76 28L78 29L79 27H81V29H82L83 31L85 30L87 33L89 32V33L92 34V32L95 31V29H96V30L99 29L98 27H99V25L101 24L99 18H100L101 16H103L102 14H104V11H106V10L109 11V10L111 9V8H109V6H108L107 4H105L106 2L104 3L105 0H85V1H86V4L83 6L84 9H82L80 12L78 11V12L76 13V12H74V11L71 10L72 13L74 12L73 16H75L76 19H74L73 17H71L70 14H69V11H68L69 18H73V19L75 20V22H76L75 24H78V26H76V25H75V26H74V25L71 26V24L69 23V22H71V19H69L70 21L68 22V21L66 20V18L68 19V17L66 16V18H65V17H64L65 15H63V13H62V11H65V10H61L62 4H64ZM74 1H75V0H74ZM81 1H82V0H81ZM81 1H80V2H81ZM106 1H107V0H106ZM109 1H110V0H109ZM109 1H107V3H108ZM225 1L227 2V4H228V3L230 4V2H231V7H232V6H236V7H238L239 4H237V3H241L242 6H244L245 8L248 7V8H252V9H254V12H253V13H255V14L258 13V12L260 13L261 10H262V11H261V14H262V15L264 14V12H263V10H264V0H252V1L248 2V3L246 2L247 0H234V1L225 0ZM228 1H230V2H228ZM35 2H36V1H35ZM35 2H34V3H35ZM41 2H42V1H41ZM62 2H63V3H62ZM65 2H66V1H65ZM75 2H76V1H75ZM82 2H83V1H82ZM110 2H111V1H110ZM110 2H109V3H110ZM113 2H114V0H113ZM216 2H217V1H216ZM219 2H220V0H218V3H219ZM46 3H47V2H46ZM77 3L79 4L78 0H77ZM77 3H76V4H77ZM103 3L105 4V6H104L105 8H104V9H103V7H102V6L104 5ZM39 4H40V3H38V5H39ZM66 4H69V3L67 2ZM78 4H77V5H78ZM102 4H103V5H102ZM29 5H30V4H29ZM29 5H28V6H29ZM32 5H33V4H32ZM40 5H42V4H40ZM40 5H39V6H40ZM43 5H44V3H43ZM80 5H81V4H80ZM106 5H107V6H106ZM112 5H113V4H112V2H111V6H112ZM47 6H45V7H47ZM67 6H68V5H67ZM242 6H241V7H242ZM24 7H25V6H24ZM24 7H23V8H24ZM50 7H51V8H50ZM69 7H70V6H69ZM217 7H218V4H217ZM28 8H29V7H28ZM106 8H107V9H106ZM228 8L230 9V5H228ZM256 8H257L258 10H259V9H260V10L257 11ZM26 9H27V8L25 7V9H24L25 12H27ZM62 9H64V8H62ZM70 9H71V8H70ZM108 9H109V10H108ZM219 9H221V8L219 7ZM255 9H256L257 12H255ZM103 10H104V11H103ZM113 10H114V9H113ZM21 11H22V10H21ZM48 11H49V10H48ZM111 11H112V10H111ZM114 11H115V10H114ZM65 12H66V11H65ZM262 12H263V13H262ZM22 13H23V12H22ZM106 13H107V12H106ZM111 13H112V12H111ZM259 13H258V14H259ZM23 14H24V13H23ZM65 14H66V13H65ZM219 14H220V13H219ZM255 14H254V15H255ZM258 14H256V15H258ZM261 14H259V16H260ZM66 15H67V14H66ZM108 15H109V14H108ZM220 15H221V14H220ZM262 15H261V16H262ZM23 16H24V15H23ZM43 16H44V17H43ZM106 16H107V15H106ZM261 16H260V17H261ZM46 17H45V18H46ZM253 17H254V16H253ZM25 18H27V17H25ZM263 18H264V15H263ZM21 19H22V17H21ZM21 19H20V21H21ZM32 19H34V20H35V19H36V20L40 19L43 23L40 22V21H37V23H36V21H34V20H32ZM254 19H255V18H254ZM261 19H262V17H261ZM26 20H27V19H25V21H26ZM65 20H66L67 22H66ZM262 20H264V19H262ZM262 20H261V21H262ZM20 21H19V22H20ZM45 21H48L49 23H48V24H44ZM16 22H17V21H16ZM16 22H15V23H16ZM22 22H24V21H22ZM32 22H33V23H32ZM38 22H39V23H38ZM72 22H73V24H74V21H72ZM72 22H71V23H72ZM40 23L43 24V25H42L43 27L40 25ZM46 23H47V22H46ZM65 23H66V24H65ZM68 23L70 24V26L68 25L70 28L67 26ZM260 23H261V22H260ZM13 24H14V23H13ZM20 24H21V22H20ZM24 24H25V23H24ZM261 24H263V21H262ZM14 25H15V24H14ZM17 25H18V24H17ZM67 27H68V28H67ZM72 27H73V28H72ZM96 27H97V28H96ZM17 28H16V29H17ZM34 28H35V31L32 30V29H34ZM60 28H62L63 30L61 31ZM65 28H67L66 30L69 29V31H64ZM74 28H75V29H74ZM39 29H38V30H39ZM73 29H74V31H72ZM22 30H20V31L23 32ZM38 30H37V31H38ZM82 30H81V31H82ZM91 30H92V31H91ZM29 31H30V32L33 31V32H31V34H30ZM43 31H44V30H43ZM43 31H42V32H43ZM71 31H72V33H71ZM79 31H80V30H79ZM85 31H84V32H85ZM40 32H41V31H40ZM64 32H65V33H64ZM67 32H68V33L70 32L71 34H70V35H67V34H68ZM96 32H97V31H96ZM17 33H20V32L18 31ZM17 33H16V34H17ZM23 33H24V32H23ZM23 33H22V34H23ZM28 33H29V34H28ZM35 33H36V32H35ZM58 33H59V32H58ZM63 33H64V34H63ZM66 33H67V34H66ZM81 33H82V32H81ZM81 33H80V34H81ZM87 33H86V34H87ZM37 34H38V35H37ZM40 34H41V33H40ZM80 34H79V35H80ZM18 35H19V34H18ZM18 35H17V36H18ZM35 35H37L38 37H36ZM35 35H34V37H36L37 39H36V38H33V37L31 36L32 40H31V38H30L29 40H31L32 42H34L35 40H33V39H36L37 41H35L34 43L36 44V42H39V44H40V40H39V39H41V38H40L39 36H41V35H39V32L36 33ZM59 35H61V34L59 33ZM84 35H85V34H84ZM88 35H89V34H87V36H88ZM44 36H45V35H44ZM44 36H43V37H44ZM46 36H47V35H46ZM77 36H78V35H77ZM89 36H90V35H89ZM97 36H98V35H97ZM20 37L24 38L23 35H21V34H20ZM20 37H17V38H19V39L21 40V41H19V42H22V38H20ZM43 37H42V38H43ZM49 37H50V36H49ZM81 37H82V36H81ZM85 37H86V36H85ZM38 38H39V39H38ZM79 38H80V37H79ZM45 39H46V41H47L48 37H45ZM80 39H81V38H80ZM13 40H14V38H13ZM17 40H18V39H17ZM25 40H23V43H25L24 45H27V46H28V44H29L28 42H31V41L28 40V41L26 42ZM43 40H44V39H43ZM43 40H42V41H43ZM51 40H53V38H52ZM51 40H50V41H51ZM88 40H90V39H88ZM24 41H25V42H24ZM42 41H41V44H42ZM54 41H57V40H54ZM32 42H31V43H32ZM43 42H44V41H43ZM52 42H53V41H52ZM88 42H89V41H88ZM90 42H91V40H90ZM15 43H16V42H15ZM27 43H28V44H27ZM34 43H32V45H33ZM48 43H49V42H48ZM50 43H51V42H50ZM117 43H119V42H117ZM18 44H20V43H18ZM37 44H38V43H37ZM37 44H36V47H37ZM39 44H38V45H39ZM52 44H54V43H52ZM55 44H56V43H55ZM72 44H73V45H72ZM87 44H88V43H86V45H87ZM90 44H91V43H90ZM119 44H121V43H119ZM13 45H14V44H13ZM13 45H11V46H12L11 50H15V45H16V44L14 45V47H13ZM24 45H22V46L24 47ZM32 45H31V46H32ZM47 45H49V44H47ZM50 45H51V44H50ZM116 45H117V44H116ZM18 46H20V45H18ZM33 46H34V45H33ZM58 46H59V45L57 44V46H56V47H57V50L59 49ZM25 47H26V46H25ZM39 47H41V46H39ZM54 47H55V46H54ZM92 47H93V46H92ZM118 47H119V46H118ZM118 47H117V48H118ZM16 48H17V47H16ZM37 48H38V47H37ZM45 48H46V47H45ZM45 48H44V50H45ZM52 48H53V47H52ZM52 48H50V49H52ZM78 48H79V47H78ZM87 48H88V47H87ZM95 48H96V47H95ZM17 49L19 50V49H22V48L19 47V48H17ZM24 49H25V48H24ZM24 49H22V50H24ZM40 49H41V48H40ZM48 49H49V48H48ZM89 49H90V48H89ZM91 49H92V48H91ZM9 50H10V49H9ZM75 50H76V49H75ZM112 50H113V49H112ZM115 50H116V49H115ZM19 51H21V50H19ZM30 51H32V50L30 49ZM35 51L38 53L37 50H35ZM35 51H34V52H35ZM39 51H40V50H39ZM47 51H48V50H47ZM77 51H78V50H77ZM24 52H25V50H24ZM24 52L22 51V52H20V53L22 54V53H24ZM34 52H32V53H34ZM36 52H35V53H36ZM41 52H42V51H41ZM49 52H50V51H49ZM52 52H53V50H52ZM58 52H59V51H57V53H58ZM79 52H80V51H79ZM88 52H89V51H88ZM15 53H17V52H15ZM27 53H28V52H27ZM37 53H36V55H38ZM39 53H40V52H39ZM81 53H83V52H81ZM43 54H44V53H43ZM52 54H53V53H52ZM76 54H77V53H76ZM76 54H75V55H76ZM79 54H80V53H78V55H79ZM89 54H90V53H89ZM89 54H88V55H89ZM111 54H112V52H111ZM17 55H18V54H17ZM17 55H16V56H17ZM19 55H20V54H19ZM25 55L27 56V54H25ZM34 55H35V54H34ZM41 55H42V54H41ZM41 55L39 54V57H40ZM46 55H47V54H46ZM46 55H43V56L45 57ZM49 55H51V53H49V54L47 55L48 58L50 59L51 56H49ZM84 55H85V54H84ZM5 56L7 57V55H5ZM5 56H4V57H5ZM16 56L13 55V56H10V57H11V58H12V57H15V58H16ZM20 56H21V55H20ZM20 56H19V57H20ZM29 56H30V55H29ZM29 56L26 57V59L28 58V60H29ZM64 56H65V57H64ZM82 56H83V54H82ZM86 56H87V55H86ZM111 56H112V55H111ZM19 57L17 56V59H19ZM30 57H31V56H30ZM90 57H91V56H90ZM24 58H25V57H24ZM36 58H37V56H36ZM46 58H47V57H45V59H46ZM91 58H93V57H91ZM91 58H90V59H91ZM45 59H44V60H45ZM71 59H72V58H71ZM2 60L4 61V59L1 58V61H2ZM5 60H6V58H5ZM37 60H38V59H37ZM47 60H48V59H47ZM1 61H0V62H1ZM11 61H12V60H11ZM11 61H9V62H11ZM15 61H16V60H15ZM15 61H13V62H15ZM19 61H20V60H19ZM19 61L17 60V62L20 64ZM21 61H23V60L21 59ZM32 61H33V60H32ZM34 61H35V60H34ZM50 61L52 62V60H50ZM50 61H49V62H50ZM4 62H6V61H4ZM46 62H47V61H46ZM49 62H48V64H49ZM51 62H50V64H51ZM53 62H54V60H53ZM81 62H82V61H81ZM7 63H8V60H7ZM11 63H12V62H11ZM27 63H28V62H27ZM30 63H31V62H30ZM2 64H3V63H2ZM12 64H13V63H12ZM12 64H11V65H12ZM23 64H24V62H23ZM52 64H53V63H52ZM75 64H76V62H75ZM82 64H83V63H82ZM82 64H81V65H82ZM9 65H10V64L8 63V66H9ZM13 65L15 66L16 64H13ZM21 65H22V64H21ZM31 65H32V64H31ZM78 65H79V64H77V66H78ZM8 66H7V67H8ZM14 66H12V67H13V68H16L18 65H17L16 67H14ZM38 66H39V65H38ZM74 66H75V65H74ZM77 66H76V67H77ZM9 67H10V66H9ZM24 67H25V66H24ZM78 67L81 68L80 65H79ZM82 67H83V65H82ZM85 67H86V66H85ZM10 68H11V67H10ZM28 68H29V67H28ZM1 69H2V67H1ZM5 69H6V68H5ZM7 69H8L9 72H10V71H11V72L14 71V69H13V70H12V69H9V68H7ZM18 69H19V71H20L21 66H19ZM22 69H23V68H22ZM26 69H27V68H26ZM32 69H33V67H32ZM47 69H49V70L52 71V69H51L50 67L47 68ZM27 70H28V69H27ZM75 70H76V69H75ZM78 70H79V69H78ZM83 70H84V68L82 69V71H83ZM6 71H7V70H6ZM6 71H4V72H6ZM15 71H17V70H15ZM37 71H38V70H37ZM72 71H73V73H71ZM11 72H10V73H11ZM25 72H26V71H25ZM30 72H31V71H30ZM32 72H33V71H32ZM40 72H41V71H40ZM46 72H47V71H46ZM48 72H49V71H48ZM56 72H58V71H56ZM2 73H3V72H2ZM14 73H16V72H13V74H14ZM21 73H22V75H23V72H21ZM27 73H28V72H27ZM36 73H37V72H36ZM5 74H6V73H5ZM24 74L26 75V73H24ZM28 74H29V73H28ZM28 74H27V75H28ZM51 74H52V73H51ZM32 75H33V74H31V76H32ZM72 75L74 76V78H72V77H73ZM4 76H5V75H4ZM18 76H20V74H18ZM33 76H34V75H33ZM71 76H72V77H71ZM0 77H1V76H0ZM8 77H9V76H8ZM8 77H7V78H8ZM22 77H23V76H22ZM22 77H21V78H22ZM25 77H26V76H25ZM28 77H30V75H29ZM5 78H6V77H5ZM5 78H3V79L5 80ZM16 78H17V76H16ZM19 78H20V77H19ZM84 79H85V78H84ZM1 80H2V79H0V81H1ZM7 80H8V79H7ZM18 80H19V81H18ZM19 82H20L21 85L19 84ZM1 83H2V82H1ZM18 84H19V85H18ZM73 87L75 88V91H73V95L71 96V100H68L67 98H69V97H70L69 95L72 94V93H71L72 91L70 92V90H71V88L73 89ZM67 88H68V89L70 88V90H68ZM18 89L21 91V93L19 92ZM1 90H2V92H1ZM73 90H74V89H73ZM67 92H69V95H68ZM66 93H67V95H66ZM87 93H88V92H87ZM87 93H86V94H87ZM64 94H65V95H64ZM7 95H8V96H7ZM64 96L67 97V98H66V103L64 102V101H65V100H64V99H65ZM5 97H4L3 99H5ZM94 97H95V96H94ZM0 98H1V97H0ZM21 98H22V99H21ZM30 98H31V97H29V99H30ZM166 98H168V97H166ZM3 99H2V100H3ZM56 99H57V100H56ZM96 99H97V96H96ZM169 99H170V97H169ZM171 99H172V98H171ZM179 99H180V98H179ZM179 99H178V100H179ZM9 100H10V99H9ZM12 100H15V99H12ZM17 100H18V99H17ZM55 100H56V102H55ZM67 100H68L69 102H68ZM185 100H187V98H186ZM4 101H6V99L3 100V102H4ZM15 101H16V100H15ZM9 102H11V101H9ZM33 102H34V104H33ZM163 102H164V101H163ZM186 102H187V101H186ZM28 103H29V104H28ZM35 103H36V104H35ZM172 103H173V102H172ZM8 104H9V103H8ZM18 104H19V103H18ZM22 104H23V103H22ZM22 104H21V106H22ZM56 104H57V105H56ZM165 104L167 105L168 102L166 103V101H165ZM182 104H183V103H182ZM172 105H173V104H172ZM180 105H181V104H180ZM10 106L12 107L11 104H10ZM16 106H17V105H16ZM105 106H106V105H104L103 108H104ZM167 106H168V105H167ZM190 106H191V108H192V105H190ZM90 107H91L92 109H91ZM95 107H96V109L98 108V107H97V104L95 105ZM169 107H170V106H169ZM6 108H9V107H6ZM20 108H21V107H20ZM56 108L59 109V110L57 111ZM191 108H189V109H191ZM194 108H195V107H194ZM29 109H30V111H29ZM101 109H102V108H100V112L102 111ZM173 109H174V108H172V110H173ZM179 109H180V107H179L178 109L176 108V111L179 110ZM192 109H193V108H192ZM192 109H191V111H194V110H195V109H193V110H192ZM17 110H18V108H17ZM55 110H56L57 112H55ZM60 110H62V111H65V110H66L67 113H66V112H65V113H62L61 116H58L57 114H54V112H55V113H58ZM97 110H98V109H97ZM105 110H106V109H105ZM172 110H171V111H172ZM181 110H183V109H181ZM200 110H201V109H200ZM200 110H199V111H200ZM3 111H4V110H3ZM50 111H51V112L54 111V112L51 113ZM94 111H95V110H94ZM197 111H198V110H197ZM20 112H21V111H20ZM98 112H99V111H98ZM100 112H99V113H100ZM105 112H106V111H105ZM105 112H104V113H105ZM156 112L158 113L159 111H156ZM172 112H173V111H172ZM172 112H171V113H172ZM180 112H181V111H180ZM195 112H196V111H195ZM21 113H22V112H21ZM23 113H22V114H23ZM47 113H51L50 115H53V116L55 115V117H54V118H51V120H49V119H50V115L47 114ZM96 113H97V112H96ZM189 113H190V112H189ZM193 113H194V112H192V113H190V114L193 115ZM58 114H59V113H58ZM65 114H66V115H65ZM82 114H83V113H82ZM93 114H94V113H93ZM173 114H174V113H173ZM175 114H176V115H175ZM175 114H174V115L177 116V113H175ZM179 114H180V113H179ZM182 114H183V113H182ZM182 114H180V117H182V118L184 119L185 116L183 117ZM186 114H187V113H185V115H186ZM196 114H197V113H196ZM196 114H194V115H196ZM48 115H49V116H48ZM56 115H57L58 117H56ZM96 115H97V114H96ZM249 115H250V114H247V116H249ZM71 116H73V115H71ZM88 116H87V117H88ZM99 116H100V115H99ZM101 116H102V115H101ZM101 116H100V119H102ZM187 116H188V115H187ZM51 117H52V116H51ZM77 117H78V116H77ZM77 117H76V118H77ZM81 117H83V116H81ZM92 117H93V116H92ZM94 117H95V115H94ZM142 117H144V116H142ZM168 117H170L169 119H170V121H171V116H168ZM180 117H177V118H176L177 120H179L178 122H181V121L183 120V119H182V120H181V119H178V118H180ZM190 117H191V116H189V119H190ZM193 117H194V116H193ZM195 117H196V116H195ZM197 117H198V115H197ZM250 117H252V115H251ZM76 118H75V119H76ZM89 118H90V117H89ZM149 118H150V115H149ZM172 118H174V117L172 116ZM246 118H247V117H246ZM21 119H22V118H21ZM21 119H19V120H21ZM75 119H74V122H76V121L78 122V120H80V123H81V121H83V120H81L80 118H79V119L77 118L78 120L76 119V121H75ZM82 119H83V118H82ZM85 119H86V117H85ZM164 119H165V118H164ZM174 119H175V118H174ZM222 119H224V118H222ZM226 119H227V118H226ZM226 119H225V120H226ZM247 119L250 120V118H247ZM251 119H252V118H251ZM23 120H25V119H23ZM87 120H88V119H87ZM97 120H99V118H98ZM106 120H107V119H106ZM106 120H104V121H106ZM127 120H128V119H127ZM143 120H144V119H142V121H143ZM146 120H147V119H146ZM148 120H149V119H148ZM180 120H181V121H180ZM249 120H248V122H249ZM253 120H254V119H253ZM255 120H256V119H255ZM17 121H18V120H17ZM64 121H65V120H64ZM71 121L73 122V119H72ZM138 121H139V120H138ZM140 121H141V120H140ZM160 121H161V120H160ZM162 121H164V120L162 119ZM183 121H184V120H183ZM186 121H187V120H186ZM191 121H192V120H191ZM226 121H227V122H228V121L230 122V120H226ZM226 121H225V122H221V120H220V123H223V124H224V123H226ZM231 121H232V120H231ZM245 121H246V120H245ZM20 122H22V120H21V121H18V123H20ZM74 122H73V123H74ZM134 122H136V121H134ZM143 122H144V121H143ZM164 122H165V121H164ZM164 122H163V123H164ZM167 122H168V121H167ZM187 122H190V120H188ZM187 122H185V123L187 124ZM246 122H247V121H246ZM251 122H252V121H251ZM253 122H254V121H253ZM24 123H25V122H24ZM15 124H16V123H15ZM29 124H30V123H29ZM63 124H64V123H63ZM74 124H75V123H74ZM74 124H73V126H74ZM81 124L84 125V127H83L82 129H80L81 126H82ZM81 124H80L81 126H79L80 128H79L78 126H77L78 128L76 127V129H75L76 131L74 130V128H72V130H74L75 132L78 131L77 129H80L79 133H77V134H75V132H73V133L76 135L75 137H76L77 139H78V137H80V136L82 137V136H83L82 133H81V135L79 136L80 132H84V134H85V136H84V140H83V141H80L81 143H79L78 140L73 141V142H77V141H78V143H79V144H78V145H79V146H78V151H77L76 154H79V155H82V156H83V154H81V153H84V152H85L86 154H88L86 151H89V152H91L90 155L93 154V156H94L95 152L93 153L92 151H94V150L96 149L95 146H97V145H96L97 143L95 144V142L93 141L94 138L92 139V137L95 136V135L92 136V133H93V131L95 130V129L93 130V127H94V125H95V121H94V119H91V120H88V122L86 123V125L84 124V122L81 123ZM107 124H108V123H107ZM143 124H144V123H143ZM145 124H146V123H145ZM145 124H144V125H145ZM150 124H151V123H150ZM156 124H157V122H156ZM167 124H168V123H167ZM180 124H181V123H180ZM230 124H231V123H230ZM230 124H229L228 126H231ZM253 124H255V122H254ZM253 124H252V125H253ZM4 125H5V123H4ZM11 125H12V124H11ZM13 125H14V123H13ZM13 125H12L11 127H14ZM138 125H139V124H137L136 126H138ZM163 125H164V124H163ZM172 125H173V124H172ZM175 125H177V124H174V126H175ZM224 125H225V124H224ZM9 126H10V125H9ZM51 126H52V125H51ZM100 126H101V124H100ZM152 126H153V125H152ZM168 126H169V125H168ZM168 126H167V127H168ZM226 126H227V125H226ZM258 126H259V125H258ZM258 126H256L255 128H257ZM7 127H8V124H7ZM11 127H8V128H11ZM71 127H72V126H71ZM71 127H70V128H71ZM95 127H96V126H95ZM154 127H155V126H154ZM157 127H158V126H157ZM160 127H161V126H160ZM178 127H179V126H178ZM246 127H247V126L245 125V129H248V128H250L251 126H249L248 128H246ZM259 127H260V126H259ZM8 128H7V129H8ZM21 128H22V129H21ZM99 128H100V127H99ZM105 128H106V126H105ZM138 128H139V127H138ZM155 128H156V127H155ZM155 128H154V129H155ZM175 128H176V127H175ZM252 128H254V127H252ZM255 128H254V129H255ZM261 128H262V127H261ZM261 128H260V129H261ZM3 129H4V127H3ZM11 129L13 130V128H11ZM110 129H111V128H110ZM110 129H109V130H110ZM136 129H137V128H136ZM171 129H172V128H171ZM225 129H226V127H225ZM225 129H223V130H225ZM230 129H231V128H230ZM243 129H244V128H243ZM257 129H258V128H257ZM257 129L255 130L256 132H257ZM260 129H258V130H260ZM4 130H5V129H4ZM12 130H11V131H12ZM48 130H47V132H49ZM96 130H97V129H96ZM130 130H131V129H130ZM130 130H129V131H130ZM219 130H220V129H219ZM249 130H251V128H250ZM249 130H247V131H249ZM263 130H264V129L262 128V131H260V132H259V135L257 136L258 138L261 137V140L263 139V138H262V136H263L262 133L264 134V131H263ZM11 131H10V132H11ZM111 131H112V130H111ZM127 131H128V130H127ZM129 131H128V132H129ZM226 131H227V129H226ZM244 131H245V130H244ZM244 131H243V132H244ZM253 131H254V130H253ZM253 131L251 130L250 132L253 133ZM255 131H254V132H255ZM1 132H2V131H1ZM3 132H4V131H3ZM41 132H42V133H41ZM71 132H72V131H71ZM125 132H126V131H125ZM125 132H123V133H125ZM128 132H127V133H128ZM140 132H141V130H140ZM165 132H167V131H165ZM222 132H223V131H222ZM224 132H225V131H224ZM228 132H229V127H228ZM228 132H227V134H228ZM250 132H249V134H247V133L245 134V133H244V136L247 135L246 137H249V136L251 137V136H252V133L250 134ZM256 132H255V133H256ZM261 132H262V133H261ZM40 133L43 135V136L41 135L42 137L40 136V137H41V138H40L41 140L39 139V136H38V134L40 135ZM109 133H111V132H108L107 134H109ZM127 133H126V134H127ZM130 133H131V132H130ZM168 133H169V131H168ZM13 134H14V133H13ZM13 134H12V132L10 133V135H12V137H14ZM46 134H47V133H46ZM74 134H73V135H74ZM141 134H143V133H141ZM158 134H159L158 131H157V132H152L151 130H150L149 132L145 133V136L148 137L149 142H150V140L152 141V142H150V143H151V144H150L151 146H152L153 144L156 143L155 140L158 139V137H160V138L162 137V138H163V136L158 135ZM173 134H174V133H173ZM194 134H195V133H194ZM253 134H254V133H253ZM256 134H258V132H257ZM16 135H17V134L15 133V136H16ZM96 135H97V134H96ZM103 135L105 136V133H104ZM120 135H121V134H120ZM120 135H119V136H120ZM136 135H137V134H136ZM143 135H144V134H143ZM163 135H164V133H163ZM167 135H168V134H167ZM223 135H224V134H223ZM260 135H261V136H260ZM21 136H20V137H21ZM77 136H78V137H77ZM91 136H92V137H91ZM108 136H109V135H108ZM127 136H128V135H126V137H127ZM138 136H139V135H138ZM175 136H176V135H175ZM192 136H193V135H192ZM194 136H195V135H194ZM224 136H225V135H224ZM43 137H45V140L42 139ZM81 137L79 138V140L81 139ZM123 137H125V136L123 135ZM134 137H135V136H133V138H134ZM136 137H137V136H136ZM140 137H141V136H140ZM140 137H138V138H140ZM142 137H143V136H142ZM167 137H169V136H167ZM195 137H196V136H195ZM255 137H256L255 135L252 136V138H254V139H255ZM257 137H256V138H257ZM263 137H264V136H263ZM0 138L2 139L3 137L1 136ZM4 138H5V137H4ZM14 138H15V137H14ZM18 138H19V137H18ZM32 138H34V140H32ZM72 138H73V137H72ZM162 138H161V140H162ZM192 138H193V137H192ZM252 138H251V140H253ZM82 139H83V138H82ZM122 139H123V138H122ZM126 139H127V138H126ZM126 139H125V140H126ZM136 139H137V138H136ZM141 139H142V138H141ZM145 139H146V138H145ZM169 139H170V138H169ZM197 139H198V137H197ZM225 139H227V137H225ZM16 140H19V139H16ZM46 140H47V141H46ZM73 140H75V139L73 138ZM142 140H143V139H142ZM142 140H141V141H142ZM148 140L146 139L147 144H148ZM163 140H164V139H163ZM233 140H234V139H233ZM261 140H260V139H258V140L256 139V142H255V141H253V142H255V143L258 144V141H259V143H261V144H260L259 146H258L257 144H256V145L264 150V146H263V145H264V139H263L262 141H261ZM45 141H46V142H45ZM71 141H72V140H71ZM106 141H108V140L106 139ZM131 141H132V140H131ZM136 141H139V140H136ZM136 141H135V144H137V145H135V147L137 146V148H138V145H141V144H138V142L136 143ZM143 141H144V140H143ZM143 141H142V142H143ZM157 141H158V143L160 142L159 139H158ZM260 141H261V142H260ZM0 142H2V141L0 140ZM44 142H45V146H44ZM73 142H72V143H73ZM103 142L106 144L105 140H104ZM127 142H128V141H127ZM132 142H133V141H132ZM132 142H131V143H132ZM139 142H140V141H139ZM142 142H141V143H142ZM146 142H145V143L143 142V143L146 144ZM153 142H155V143H153ZM161 142H162V143L158 144L160 148H161V146H160L161 144L164 145V143H163L164 141H161ZM214 142H215V141H214ZM5 143H6V142H5ZM36 143H37V142H36ZM36 143H35V144H36ZM108 143H109V142H108ZM123 143H124V142H121L122 147L125 148L126 145H125V144L123 145ZM125 143H126V142H125ZM165 143H166V142H165ZM169 143H170V142H169ZM174 143H176V142H174ZM181 143H182V142H181ZM188 143H190V141H188ZM224 143H225V142H224ZM229 143H231V142H229ZM73 144H74V143H73ZM76 144H77V143H76ZM76 144H75V145H76ZM144 144H142V145H144ZM156 144H157V143H156ZM156 144H155V146H156ZM172 144H173V143H172ZM178 144H180V143H178ZM178 144H177V145H178ZM183 144H184V143H183ZM215 144H216V143H215ZM262 144H263V145H262ZM130 145H133V144H130ZM148 145H149V144H148ZM166 145H167V146L164 145L165 148H167V147L169 148L168 144H166ZM181 145H182V144H181ZM181 145H179V146H181ZM190 145H191V144H190ZM190 145H189V146H190ZM226 145H227V146H226ZM229 145H230V144H229ZM229 145H228V144H225L226 148H227ZM253 145H254V144H253ZM109 146H110V148H111V145H110V144H109ZM109 146H108V144H107V147H106V145H105L104 147H106V150H107V148H108ZM164 146H163V147H164ZM173 146H174V144H173ZM179 146H178V147H179ZM185 146H186V144L184 145V147L182 146V148H185V149H186L187 147H185ZM192 146H193V145H192ZM194 146H195V144H194ZM201 146H202V145H201ZM212 146H213V145H212ZM230 146H231V145H230ZM254 146H255V145H254ZM262 146H263V147H262ZM94 147H95V148H94ZM127 147H128V146H127ZM127 147H126V148H127ZM139 147H141V146H139ZM147 147H148V146H147ZM156 147H157V146H156ZM159 147H158V148H159ZM163 147H162V148H163ZM221 147H222V149H221ZM223 147H224V146H223V143H222L221 146H220V149H219V150H222L221 153H220V155H221V154L224 155V153H223V150H224ZM251 147H252V146H251ZM110 148H109V149H110ZM124 148H123V149H124ZM137 148H136V149H137ZM170 148H171V147H170ZM216 148H217V147H216ZM218 148H219V147H218ZM228 148H229V147H228ZM104 149H105V148H104ZM104 149H103V150H104ZM109 149H108V151H109ZM123 149H122V150H123ZM127 149H128V148H127ZM138 149L140 150V148H138ZM141 149H142L141 152H143V146L141 147ZM178 149H179V148H178ZM178 149H177V151H178ZM196 149H198V148H196ZM230 149H231V147H230ZM106 150H105V151H102V152H103L104 155H105V152L108 153V154H107L108 156H107V155H105V156H107V157L109 158V156H111V155H109V152H107ZM122 150H121V152H122ZM128 150H129V149H128ZM131 150H132V149H131ZM131 150H130V151H131ZM150 150H151V149H150ZM153 150H154V149H152L151 152H150V151H147L148 153L144 154V159H146L147 161L149 160L148 162H150V164H151V162H152V166H151L149 163H147V164H149V167H150V166H151V167H150V168H147V167H146V168H147L148 170L151 169L150 171L153 170L151 173L156 174L155 176H157V175H159V173H158V170H159V169H162V168H164V167H165V169H166V167H167V169L169 170V171L167 172V174H169L170 171H171V169H172L171 172H172L173 176H175V173H177V172H174V173H173V169H174V171H175V169H176V170L181 169L182 164H181L180 168L177 167V166H179L180 164H179V165L175 164V166H176L177 168H176L175 166H174V167H175V168H174V167H173V164H171V162H169V161H167V160H163V159H165L164 157H166V156L162 155V154H163L162 151H165V150L161 149V152L158 151V152H159V156H158L157 152H156V151H153ZM159 150H160V149H159ZM167 150H168V149H167ZM167 150H166V151H167ZM170 150H171V149H170ZM170 150H169V151H170ZM187 150H188V149H187ZM189 150H190V149H189ZM203 150H204V149H203ZM234 150H235V148H234ZM237 150H238V148L236 149V151H237ZM263 150H262V151H263ZM134 151H135V149H134ZM134 151H133V152H134ZM169 151H167V152H169ZM191 151H192V150H191ZM191 151H190V152H191ZM209 151H211V149H210ZM230 151H232V149H231ZM230 151H229V152H230ZM100 152H101V151H100ZM100 152H99V154H101L100 156H102L101 158H103V160L100 158V156H98L99 154L97 153V156H98L100 159H98V157H97V158H94V157H93V158L95 159V160H93V161H97V162H98L99 160H100V161L102 160V162H103L104 160H106V159H104L105 156L102 154V152H101V153H100ZM123 152H125V150H124ZM131 152H132V151H131ZM136 152H137V151H136ZM139 152H140V151H138V153H139ZM175 152H176V151H175ZM184 152H186V151L184 150ZM190 152H189V155L187 154L188 156H191V158H193V160H194L195 162H197V163L199 162V159H200V162H201V159H203V158H199V159L197 160V158H196L197 155H195V159H194V156H192V155H194V154L190 155ZM200 152H201V151H200ZM226 152H227V151H226V149H225V154H226ZM232 152H233V151H232ZM232 152H231V153H232ZM237 152H238V151H237ZM242 152H243V151H242ZM128 153H130V152L128 151ZM128 153H127V154H128ZM138 153H137V156H139V154H140V153H139V154H138ZM160 153H162V154H160ZM170 153H171V152H170ZM170 153H169V154H170ZM186 153H187V152H186ZM209 153L212 154L211 152H209ZM209 153H208V155H209ZM231 153H228V152H227L228 156H229V155L231 156ZM76 154H75V155H76ZM86 154H84V156H85ZM127 154H126V159H127ZM134 154H135V153H134ZM141 154H142V153H141ZM166 154H167V153H166ZM166 154H165V155H166ZM172 154H174L173 156H175V155L177 156V154H179V152H176V154H175V153H173V149H172V153H171V155H172ZM203 154H204V153H203ZM227 154H226L225 156H227ZM234 154H235V152L233 153V155H234ZM236 154H237V153H236ZM236 154H235L234 156H236ZM239 154H240V156H244V157L247 156L246 153H245L246 155H244V154L240 153V151H239V153L237 154V158H238V155H239ZM241 154H242V155H241ZM95 155H96V154H95ZM130 155H131V156H130ZM132 155H133V153H132V154L130 153L128 156L132 157ZM160 155H161V156H160ZM167 155H168V154H167ZM179 155H182V156H183V154H179ZM213 155H214V157H216V156H215L216 153L213 154ZM251 155H252V154H251ZM251 155H250V158L253 157V156H251ZM88 156H89V155H86V158H87ZM124 156H125V154H124ZM124 156H123V158H125ZM133 156H135V155H133ZM173 156H172V157H173ZM185 156H186V155H185ZM200 156H201V155L199 154V157H200ZM205 156H206V155H205ZM205 156L202 155V157H205ZM211 156H212V155H211ZM228 156H227V157H228ZM89 157L91 158L92 156H89ZM89 157H88V160H89ZM140 157H141V155H140ZM140 157H139V158H140ZM160 157H161V158L163 157V159H160ZM180 157H181V156H180ZM209 157H210V156H209ZM227 157H224V159L226 158L225 160H228ZM231 157H232V156H231ZM248 157H249V156H248ZM41 158H40V159H41ZM93 158H92V159H93ZM108 158H107V160L110 161V162L113 160V159L109 160ZM113 158H114V157H113ZM116 158H117V157H116ZM116 158H114V159L116 160ZM119 158H120V157H119ZM121 158H122V157H121ZM123 158H122V159H123ZM134 158H135V157H134ZM137 158H138V157H137ZM221 158H222V157H221ZM228 158H229V157H228ZM241 158H242V157H241ZM254 158H256V157L251 158V159H253V161H251V159H250L251 163H253L252 166L250 165V162L247 163V164L250 165L251 167H255L254 170H256V172H258L259 168H261V167H259V166L257 167V163H256V165L254 164V161H257V159H258V158H257L256 160H254ZM36 159H37V160H36ZM92 159H91V160H92ZM97 159H98V160H97ZM130 159H131V158H130ZM185 159H187V158H185ZM216 159L218 160L217 157H216ZM216 159H214V161H213V157H212L211 160H212L213 162H216ZM91 160H90V161H91ZM123 160H124V159H123ZM123 160H122V161H123ZM127 160H128V159H127ZM141 160H143V159H141ZM141 160H140V161H141ZM176 160H177V159H176ZM178 160H180V159H178ZM178 160L175 161V162L177 163ZM190 160H192V159H190ZM193 160H192V161H189V158H188V164H190L189 162H191V164L188 165L187 163H185V165L187 164L188 166H190V167H188V168H191V169H189V170H190V174H193V172L191 173V170L194 171V170L197 168V166H196V168H195L194 165H192V164L197 165V163L193 162ZM239 160H240V158H239ZM243 160H244V159H243ZM243 160H242V162L245 163V161H243ZM42 161H43V160H42ZM147 161H146V162H147ZM180 161H182V163L187 162V160L184 161V159H183V160H180ZM180 161H179V162H180ZM212 161H211V162H212ZM261 161H262V160H261ZM261 161H260V162H261ZM116 162H117V161H116ZM119 162H121V159H120ZM125 162H126V161H125ZM138 162H139V161H138ZM138 162L136 161V163H138ZM142 162H145V161H142ZM165 162H166V163H165ZM173 162H174V161H173ZM173 162H172V163H173ZM179 162H178V163H179ZM207 162H208V161H207ZM207 162H205V163H207ZM230 162H231V161H229L228 164H227V162H226V164L229 165V164H231ZM240 162H241V160H240ZM258 162H259V160H258ZM37 163H38V162H37ZM93 163H96V162H93ZM99 163H100V162H99ZM99 163H97V165H98ZM105 163L107 164V161H106ZM114 163H115V162H114ZM134 163H135V162H134ZM136 163H135V164H136ZM162 163H163V164H162ZM168 163H170V164L172 165V167H171L170 164H169V165H170V166H169ZM205 163H204V164H205ZM218 163H219V164H218ZM234 163H236V161H234ZM261 163H262V162H261ZM261 163H260V164H261ZM102 164H104V162H103ZM106 164H105V165H101V166H102V167H103V166L105 167ZM108 164H109V162H108ZM111 164H113V163H111ZM121 164H122V163H121ZM139 164H140V162H139ZM144 164H145V163H143V165H144ZM160 164H162L164 167H163L162 165H160ZM164 164H165V165H164ZM202 164H203V163H202ZM220 164H222V162L218 160V161H217V164H216V163H212V164H210V165H212L213 167H214V165H215V167H216V165H217V167H218ZM224 164H225V163H224ZM224 164H223V165H224ZM238 164H239V162H238ZM238 164L236 163L234 166L237 165L236 167H238V166H239ZM240 164H242V166H243V163H240ZM245 164H246V163H245ZM247 164H246V165H247ZM97 165L95 164V166H97ZM123 165H124V164H123ZM126 165H127V164H126ZM137 165H138V164H137ZM140 165H141V164H140ZM143 165H141L140 167L144 170V167H145V166H143ZM191 165H192V167H191ZM198 165H199V163H198ZM223 165H222V166H223ZM246 165H244V166H246ZM248 165H247V167H248ZM263 165H264V163L261 164V166H262L263 169H264V166H263ZM101 166L98 165V167H101ZM107 166H109V165H107ZM110 166H111V165H110ZM129 166H130V165H129V163H128V166H127L128 168H127V169H124V170H126V171L129 170ZM142 166H143V167H142ZM207 166H208V165H207ZM222 166H221V167H222ZM230 166H233V165H230ZM234 166H233V167H234ZM244 166H243V167H244ZM121 167H122V166H121ZM125 167H126V166H125ZM182 167L185 169V166H182ZM193 167H194V168H193ZM198 167H199V166H198ZM201 167H203V166H201ZM201 167H200V168H201ZM204 167H205V166H204ZM219 167H220V166H219ZM236 167H234V168H236ZM256 167H257L258 169H257ZM86 168H87V167L85 166V169H86ZM88 168L91 169L90 166H89ZM93 168H94V165H93ZM96 168H97V167H95L93 170H92V169H91V170L94 171ZM122 168H124V167H122ZM135 168H136V167H135ZM206 168H208V167H206ZM209 168H211V167H209ZM222 168H223V171L225 170V174H226V171H227V170L224 169V167H222ZM230 168H231V167H230ZM245 168H246V167H245ZM81 169H83L82 166H81ZM132 169H133V168H132ZM142 169H140V170H142ZM263 169H260L259 171H262V172H263ZM83 170H84V169H83ZM86 170L88 171V169H86ZM96 170H100V168H99V169H96ZM136 170H137V169H136ZM140 170H139V171H140ZM154 170H155L156 172H155ZM182 170H183V169H182ZM207 170H208V169H207ZM221 170H222V169H221ZM231 170H232V168H231ZM231 170H230V171H231ZM252 170H253V169H251V171H252ZM133 171H134V170H132V174H135V173H133ZM139 171H138V172H139ZM150 171H149V173H150ZM162 171H163V169H162L161 171H159V172H162ZM165 171H166V170H164V172H165ZM216 171H219V170H216ZM223 171H222V173H224ZM228 171H229V169H228ZM230 171H229V172H230ZM232 171H233V170H232ZM140 172H141V171H140ZM143 172H146V171H142V174H145V175H143V176H144V179H146L145 176L147 175L148 172H147V173H143ZM181 172H182V171H181ZM181 172H178V173L180 174ZM183 172H185V171H183ZM183 172H182L180 175H182ZM188 172H189V171H188ZM188 172H187V174H188ZM196 172H197V171H196ZM201 172H203V171H201ZM208 172H209V171H208ZM129 173H130V171H129ZM149 173H148V174H149ZM151 173H150V175H151ZM198 173H199V171H198ZM215 173L217 174V173H220V172H215ZM254 173H255V172H254ZM102 174H103V175H107V174H104V173H102ZM122 174H123V173H122ZM126 174H128V173L126 172ZM126 174H125V176H129V175H126ZM137 174H138V173H136V175H137ZM153 174H152V175H153ZM161 174L164 175L163 172H162ZM161 174H160V175L158 176V178L155 180L157 184H156V183H153V181L150 179L151 177H150V178L148 177L147 180H148V181L150 180V182H151L153 185L156 184L155 187L157 188V187H158V186H157V185H158V180H159ZM167 174H166V175H167ZM194 174H195V173H194ZM194 174H193L192 176L195 177ZM196 174H197V173H196ZM209 174H211V173H209ZM216 174H214L215 177H216ZM220 174H221V173H220ZM225 174H224V175H225ZM230 174H231V173H230ZM260 174H261V173H260ZM262 174H263V173H262ZM139 175H140V174H139ZM150 175H149V176H150ZM180 175H179V176H180ZM184 175H186V174H184ZM217 175H218V174H217ZM242 175H243V174H241V175H239V176H238V175H237V176L234 175V177L236 176L237 179H236V178H233V179H235V180H233V181H236V182H237V180H238L240 177H242V178L244 177L243 180H242V182H243L244 179H245L246 177H245V175H243V176H242ZM256 175H258V174H256ZM263 175H264V174H263ZM123 176H124V174H123ZM125 176H124V177H125ZM137 176H138V175H137ZM143 176H142V177H143ZM169 176H170V178H171V175H170V174H169ZM177 176H178V175H177ZM179 176H178V178H179ZM212 176H213V175H212ZM214 176H213V177H214ZM221 176H222V175H221ZM225 176H226V175H225ZM228 176H229V175H228ZM102 177H103V176H102ZM104 177H106V176H104ZM109 177H110V176H109ZM112 177H113V176H112ZM135 177H136V176H135ZM140 177H141V175H140ZM146 177H147V176H146ZM161 177H162V176H161ZM181 177H183V176H181ZM181 177H180V178H181ZM197 177H198V175L196 176V178H197ZM210 177H211V175H210ZM213 177H211V178L213 179ZM215 177H214V178H215ZM231 177H232V176H231ZM87 178H88V177H87ZM110 178H111V177H110ZM113 178H114V177H113ZM129 178H130V177H129ZM129 178H128V179H129ZM133 178H134V177H133ZM167 178H168V177H167ZM184 178L186 179L187 177L184 176L183 179H184ZM191 178H192V177H191ZM196 178H194V179H196ZM216 178H217V177H216ZM242 178H240V179H242ZM126 179H127V178H125V180H126ZM140 179H142V178H140ZM144 179H143V180H144ZM160 179L163 180V178H160ZM165 179H166V176H165ZM172 179H173V177H172ZM187 179H188V178H187ZM199 179H200V178H199ZM199 179H198V180H199ZM209 179H210V178H209ZM223 179H224V178H223ZM240 179L238 180V182L241 181ZM147 180H146V181H147ZM173 180H174V179H173ZM173 180H172V181H173ZM179 180H180V179H179ZM181 180H182V179H181ZM201 180H202V179H201ZM224 180H225V179H224ZM248 180H249V179H248ZM248 180H247V178H246V181H248ZM90 181H91V180H90ZM90 181H89V182H90ZM128 181H129V180H128ZM130 181H131V180H130ZM132 181H134V180H132ZM144 181H145V180H144ZM172 181H171V182H172ZM189 181H190V180H189ZM203 181H205V180H202V182H203ZM227 181H228V180H227ZM227 181H226V182H227ZM229 181H230V180H229ZM233 181H232V182H233ZM89 182H88V184H89ZM91 182H93V183H90V184H92V186H94V188H95V185H93L95 181H91ZM126 182H127V181H126ZM141 182H143V181H141ZM168 182H169V180H168ZM171 182H170V184H171ZM177 182H178V181H176V183H177ZM179 182H180V181H179ZM184 182H185V181H184ZM186 182H187V180H186ZM193 182H195V181H193ZM202 182H200V183H202ZM209 182H210V181H209ZM226 182L224 181V183H226ZM242 182H241V183H242ZM244 182H245V181H244ZM127 183H128V182H127ZM148 183H149V182H148ZM151 183H149V186L147 185V183L145 184V185H147V187L145 186L146 188L150 187V188H148V190H146V193H144V192H145V187H144V192H143V189H142V191H141L145 197H146V195H147V197L153 195V196H151V197L155 198L154 195L157 194L156 190H157L158 192H161L160 194L163 193V188H164V187L161 186L162 184L160 185L162 191H161V190L159 191V188H157V189H155V187L153 188V187H152L153 185H152ZM159 183H160V180H159ZM161 183H162V181H161ZM165 183H166V182H165ZM172 183H173V182H172ZM176 183H174V185H176V186L179 185V188H180V184H178V183L176 184ZM180 183H181V182H180ZM190 183H191V182H190ZM197 183H198V182H196L195 184H197ZM203 183H204V182H203ZM211 183H212V180H211ZM213 183H214V181H213ZM220 183H222V182H220ZM220 183H219V184H220ZM230 183H231V182H230ZM230 183H229V184H230ZM234 183H235V182H234ZM239 183H240V182H239ZM245 183H246V182H245ZM248 183H249V181H248ZM123 184H124V183H123ZM128 184H129V183H128ZM140 184H141V183H140ZM150 184H151V186H150ZM166 184H167V183H166ZM182 184H183V183H182ZM204 184H206V183H204ZM216 184H217V182H216ZM226 184H227V183H226ZM246 184H247V183H246ZM246 184H245V185H246ZM98 185H99V184H98ZM125 185H127V184H125ZM130 185H131V184H130ZM141 185H143V183H142ZM168 185H169V184H167V188L169 187ZM171 185H172V184H171ZM190 185H191V184H190ZM200 185H201V184H200ZM200 185H199V187H200ZM206 185H207V184H206ZM209 185H213V184H210V183H209L207 186H209ZM227 185H228V184H227ZM247 185H248V184H247ZM247 185H246V186H247ZM114 186H115V185H114ZM134 186H135V185H134ZM134 186H132V189H130L131 192H132L133 189H135ZM163 186H164V185H163ZM176 186H175V187H176ZM185 186H186V185H185ZM185 186H184V187H185ZM202 186H203V185H202ZM207 186H206V187H207ZM214 186H215V184H214ZM216 186H218V184H217ZM220 186H221V185H219V187H217V188H220ZM97 187H98V186H97ZM108 187H109V186H108ZM126 187H127V186H126ZM135 187H136V186H135ZM151 187H152V189H154V191H155L156 194H153L154 192L152 191ZM165 187H166V186H165ZM170 187H171V186H170ZM172 187H173V186H172ZM182 187H183V186H182ZM184 187H183V188H184ZM187 187H188V186H187ZM203 187H204V186H203ZM89 188H90V187L88 186L87 189H89ZM117 188H118V187H117ZM124 188H125V187H124ZM130 188H131V187H130ZM136 188H137V187H136ZM139 188H141V187H139ZM139 188H138V189H139ZM173 188H174V187H173ZM173 188H172V189H173ZM189 188H190V187H189ZM189 188H185V189H189ZM192 188H193V187H192ZM200 188H201V187H200ZM215 188H216V187H215ZM225 188H226V187H225ZM247 188H248V187H246V189H247ZM85 189H86V188H85ZM87 189H86V190H87ZM106 189H107V188H106ZM106 189H104V191H105ZM110 189H111V188H110ZM118 189H119V188H118ZM121 189H122V188H121ZM125 189H126V188H125ZM149 189L151 190L150 193L152 192L151 195H148V193H147V192H149ZM164 189H165V188H164ZM170 189H171V188H170ZM175 189H176V188H175ZM177 189H178V187H177ZM47 190H48V189H47ZM86 190H85V191H86ZM89 190H91V189H89ZM89 190H88V191H89ZM95 190H96V189H95ZM99 190H100V189H99ZM113 190H114V191H113ZM116 190H117V189H116ZM116 190H115V189H112L113 192H115ZM119 190H120V189H119ZM122 190H124V189H122ZM202 190H203V188H202ZM218 190H219V189H218ZM221 190H222V189H221ZM221 190H219V191L221 192ZM226 190H227V189H226ZM226 190H225V191H226ZM228 190H229V187H228ZM85 191L83 192V193H84V197H85L86 195H89V194H87V191H86V192H85ZM91 191H92V190H91ZM97 191H98V190H97ZM108 191H110V190L108 189ZM117 191H118V190H117ZM120 191H121V190H120ZM120 191H119V192H120ZM134 191H135V190H133V193H131V194H134ZM138 191H139V190H138ZM169 191H170V190H169ZM174 191H175V190H174ZM176 191H177V190H176ZM176 191H175V194L178 193V192H176ZM189 191H190V190H189ZM196 191H197V190L195 189V192H196ZM210 191H211V193H212V190H211V189H210ZM215 191H216V189H215ZM105 192L107 193V191H105ZM105 192H104V193H105ZM122 192H123V191H122ZM122 192H121V193H122ZM125 192H126V191H125ZM136 192H137V191H135V194H136ZM165 192H166V191H165ZM171 192H172V191H171ZM202 192H203V191H202ZM220 192H218V193H220ZM226 192H227V191H226ZM83 193H82V194H83ZM85 193H86V195H85ZM108 193H109V192H108ZM127 193H128V192H127ZM127 193H126V194H127ZM150 193H149V194H150ZM180 193H184V190H183V192H182V191H181V192L179 191L178 194H180ZM185 193H187V190H185ZM185 193L181 195L182 197H179V199H177L179 202H178L176 199H173V200H176V202H177L175 205H177L178 203L181 204V205H183V204L185 203V202H184V203H181V202H180V200L183 199V197L185 198ZM188 193H189V192H188ZM188 193H187V194H188ZM190 193H191V192H190ZM196 193H198V192H196ZM203 193H205V192H203ZM211 193H209V194H211ZM221 193H222V194H221L222 196H224L225 194H227V193L224 194L223 192H221ZM101 194H102V193H100V195H101ZM111 194H112V193H111ZM111 194H109V195H111ZM117 194H118V193H117ZM126 194H125V195H126ZM137 194H138V193H137ZM139 194H140V193H139ZM139 194H138V195H139ZM163 194H164V193H163ZM172 194H173V193H171V195H172ZM191 194H194V193H191ZM212 194L215 196L214 193H212ZM112 195H113V194H112ZM112 195H111V196H112ZM123 195H124V193H123ZM129 195H130V194H129ZM141 195H142V194H141ZM141 195H140V196H141ZM143 195H142V197H144ZM171 195H170V192H169V196H171ZM205 195H208V194L206 193ZM219 195H220V194H219ZM221 195H220V196H221ZM238 195H239V194H237V196H238ZM102 196H103V195H102ZM107 196H108V195H107ZM127 196H128V195H126V197H127ZM166 196H167V195H166ZM169 196H167V197H169ZM173 196H174V195H173ZM173 196H172V197H173ZM186 196H187V195H186ZM195 196H196V195H195ZM198 196H199V194H198ZM209 196L211 197L212 195H209ZM214 196H212V197H213V198H216L217 201H215V199H213L212 197H211V199H213V201H215V202H219V200L217 199V197H214ZM225 196H226V195H225ZM235 196H236V194H235ZM237 196H236V197H237ZM124 197H125V196H124ZM133 197H134V195H133ZM133 197H132V200L134 199ZM136 197H137V196H136ZM145 197H144V198H145ZM161 197L164 198V195H162ZM177 197H178V195H176V197H173V198H177ZM189 197H190V196H188V198H187L186 200H184V199H183V200L186 201V203H188V199H189ZM196 197H197V196H196ZM226 197H227V196H226ZM226 197H223V199L226 200ZM233 197H234V196H233ZM238 197H239V196H238ZM28 198H29V196H28ZM86 198H87V197H86ZM106 198H109V197H106ZM130 198H131V196H130ZM130 198L128 197V200H129ZM153 198H152V199H153ZM156 198H157V197H156ZM156 198L153 199V200H154L153 203H156V202H155L156 200L159 201V198H157V199H156ZM192 198H193V197H192ZM231 198H232V197H231ZM234 198H235V197H234ZM125 199H126V198H124V200H125ZM152 199H151V201H152ZM166 199H167V198H166ZM169 199H170V197H169ZM190 199H191V197H190ZM219 199H220V198H219ZM221 199H222V197H221ZM228 199H230V198H228ZM228 199H227V200H228ZM235 199L237 200V198H235ZM235 199H233L234 202L232 201V203H235ZM240 199H241V198L238 199V200H239L238 203H242V201L240 202ZM35 200H36V198H35ZM119 200H120V199H119ZM136 200H137V198H135V200H134L135 202H133V203H136V202H137ZM163 200H164V199H163ZM167 200H168V199H167ZM173 200H172V198H171V202H172V203L169 202V200H168V201H167V202H169L168 204H170V203H171V204L175 203V202H173ZM183 200H182V202H183ZM209 200H210V198H209ZM231 200H232V199H231ZM231 200H230V201H231ZM238 200H237V201H238ZM122 201H123V200H122ZM126 201H127V200H126ZM138 201H140V200H138ZM147 201H148V200H147ZM189 201H190V200H189ZM191 201H192V200H191ZM193 201H194V200H193ZM195 201H196V199H195ZM230 201H229V202H230ZM108 202H109V201H108ZM110 202H111V201H110ZM124 202H125V201H124ZM131 202H132V201H131ZM143 202H144V201H143ZM197 202H199V201H197ZM122 203H123V202H122ZM122 203H120V204L123 205ZM133 203H132V204H133ZM148 203H149V202H148ZM159 203H161V202H159ZM164 203H165V202H164ZM189 203H190V202H189ZM189 203H188V204H189ZM225 203H226V201H225ZM232 203H230V205H233ZM238 203H235L234 205L236 206ZM255 203H256V202H255ZM25 204H26V201L23 202V205H25ZM112 204H113V202H112ZM150 204H151V202H150ZM165 204H166V203H165ZM171 204H170V205H171ZM197 204H198V203H196V205H197ZM124 205H125V203H124ZM136 205L139 206L138 203H137ZM136 205H135V206H136ZM143 205H144V208H145L146 205L149 206L148 204H146V205L143 204ZM152 205H153V204H152ZM152 205H151V206H152ZM175 205H174V206H175ZM191 205H192V204H191ZM234 205L232 206V208L234 207ZM238 205H240V204H238ZM127 206H128V207H129V206L131 207L130 204H128ZM137 206H136V207H137ZM141 206H142V205H141ZM141 206H140V207H141ZM168 206H169V205H168ZM174 206H173V207H174ZM197 206H198V205H197ZM215 206H216V205H215ZM110 207H111V206H110ZM132 207H133V206H132ZM140 207H139V209H140ZM152 207H153V206H152ZM156 207H158V205H157ZM173 207H172V208H173ZM177 207H178V206H177ZM179 207H180V205H179ZM189 207H190V205H189ZM191 207H192V206H191ZM112 208H113V207H112ZM118 208H119V207H118ZM118 208H117V209H118ZM121 208H122V207H121ZM133 208H134V207H133ZM147 208H149V207H147ZM154 208H155V205H154ZM160 208H161V207H160ZM160 208H159V209H160ZM164 208H165V207H164ZM167 208H169V207H167ZM185 208L187 209V207H185ZM238 208H239V207H238ZM115 209H116V207L114 208V210H115ZM119 209H120V208H119ZM139 209H138V211H139ZM152 209H153V208H152ZM165 209H166V208H165ZM165 209H164V210H165ZM169 209H171V208H169ZM186 209H185V210H184V209H181V210L183 211V213H185V212L188 210V209H187V210H186ZM192 209H193L192 211H194V209H195L196 212H194V214H195V216H197V215H198V214H197V212H198V211H197V208L194 207V208H192ZM217 209H218V208H217ZM260 209H261V208H260ZM262 209H263V208H262ZM262 209H261V210H262ZM124 210H125V207L122 209V211L119 210V212H117V210H116V212L118 213V215L111 216V217L108 218L110 224H108V227H107L109 230L112 229L111 231H113V230L117 231L116 229H118V228H116V226H120V228L118 229V230H119V234H118V233H117V234H118L119 236H121L122 239L124 240V243H123L124 245L121 246V247H122V249H121V247L119 246L120 243H117L118 245H117V244H114V243H112V244L116 245V247H117V246L120 247L121 250H120V249H119V250H120L121 252L118 251V252H120V253H119V254L117 253L118 255L116 254V256L113 255L114 257H113L112 254H111V257H109V258H110V261H109V259H107V260L109 261L108 263H107V261H106V263H104L105 260H104L103 262H102V261L100 262V259L96 258V259L99 260V261L97 260V261L99 262V264H102V263H103V264H142L143 261L145 262V264H172L173 262L171 263V261H172L173 258H172L171 255H169V256L166 255L165 258H164V257H162L161 254H160L161 251L159 252V250H161L160 248H162V247H160V246H161V243H164V245L166 244V245H168V246H171V245H170L171 242H172V241H171V238L173 239V237L170 236L171 238H169V235H168L169 233L167 234V238H169V239H168V240H167V239H166V240L164 239V241L161 240V242H158V241H157V242L155 243L156 246H154V244H153V245L151 244L152 246H149V247H150V248H149V247H147V246H143L144 244H143V245H140V244H139V245H140V246H139V249H138L139 251L134 250L133 252H130V250H128V245H127V241H126V240L131 236L130 233H129V230H133L132 232L130 231V232L133 233V234H134V233L136 234V233H138V232H140V234H141V232H143L144 229H143L142 227L138 228V227H137V224H138V223H133L132 221L129 220L128 216L126 215V212H129V211L131 210V208L129 209V211H128V208H126L125 211H124ZM134 210L137 211V208L134 209ZM134 210L132 209L133 212H134ZM146 210H147V209H146ZM155 210H156V209H154V211H155ZM173 210H174V208H173ZM199 210H200V209H199ZM237 210H238V209H237ZM256 210H257V209H256ZM138 211H137L136 213H137V214L139 213V216H140V217H142L143 215L146 216V214H144V213H148V215L152 213V210H151V209H150V211H148V212H145V209H143V208H142V211H140V212H138ZM158 211H159V210H158ZM165 211L168 212L167 210H165ZM170 211H171V210H170ZM176 211H177V208H176ZM176 211H173V212L175 213ZM184 211H185V212H184ZM217 211H219V209H218ZM217 211H216V212H217ZM249 211H250V210H249ZM124 212H125V214H123ZM149 212H151V213H149ZM162 212H164L163 209H162ZM200 212H201V210H200ZM200 212H198V213H200ZM219 212H220V211H219ZM238 212H239V210H238ZM238 212H237V214L234 213L233 216L235 217V216L239 215ZM67 213H68V212H66V214H64V215H67ZM158 213H159V212H158ZM169 213H170V212H169ZM171 213H172V211H171ZM171 213H170V214H171ZM191 213H192V212H191ZM223 213H224V212H223ZM252 213H253V212H252ZM252 213L249 212L248 214L252 216ZM161 214H162V213H161ZM161 214H159V215H161ZM163 214H164V213H163ZM166 214H167V213H166ZM177 214H178V211H177ZM180 214H181V213H180ZM188 214H189V213H188ZM254 214H255V212H254ZM254 214H253V216H254ZM68 215H69V213H68ZM98 215H100V214H98ZM148 215H147V216H148ZM152 215H153V213H152ZM152 215H151V216H152ZM155 215H156V214H154L153 216H154V218H156V219H155V222H156L157 217H158L159 215H157V217H155ZM173 215H174V214H173ZM181 215H182V214H181ZM200 215H201V214H199V215L197 216V218H200ZM226 215H227V214H226ZM241 215H244V214H241ZM249 215H248V216H249ZM171 216H172V215H171ZM177 216H179V215H177ZM191 216H192V214H191ZM246 216H247V215L245 214L244 217H245V219H246V221H247ZM251 216H249V217H251ZM45 217H46V216H45ZM45 217H44V218H45ZM163 217H164V216H163ZM173 217H174V216H173ZM173 217H172V218H173ZM182 217H183V215H182ZM189 217H190V214H189ZM220 217H221V216H220ZM224 217L226 218L227 216H224ZM224 217H223V219H224ZM238 217H240V216H238ZM241 217H242V216H241ZM241 217H240V218H241ZM244 217H243V219H244ZM150 218H151V217H150ZM150 218H148V219H150ZM161 218H162V217H160V219H159V217H158V219H159L158 221H159V222H160V220H162ZM190 218L192 219V217H190ZM190 218H188V217L185 218V216H184V218H183L184 223H186V222H185V219L188 221V219L190 220ZM193 218H194V216H193ZM195 218H196V217H195ZM195 218H194V220H195ZM236 218H237V217H236ZM236 218H234V220H236ZM252 218H253V217H252ZM254 218H255V216H254ZM96 219H97V218H96ZM96 219H95V220H96ZM100 219H101V217H100ZM100 219H98V221H99ZM176 219H177V218H176ZM221 219H222V218H221ZM221 219H219V220H221ZM238 219H239V218H238ZM72 220H73V219H72ZM72 220H71V221H72ZM112 220H114L115 223H116L117 225H115L114 221H112ZM139 220H140L139 223L142 222V218L139 219ZM174 220H175V218H173L172 221L175 222L176 220H175V221H174ZM196 220H199V219H196ZM219 220H218V221H219ZM250 220L252 221L253 219H250ZM2 221H3V220H2ZM40 221H41V220L39 219V220L36 222V226H39ZM158 221H157V222H158ZM164 221H165V220H164V218H163V220L161 221V223H162L163 225H164L165 222H167V224L165 223V224H166V227H167V226H168V227L170 226V229H171V230H172V229H173V231L175 230L174 232L171 231V232H172V235H173V233H177V231H178V232L180 231L181 233H180V232H179V233H180L181 235L186 236V235H185V231H186L187 229H190V231L194 229V232H197V233H198L197 228H196V225H197L196 223H197V221H195V224H196V225H194V228H193V227H190V228L188 227V228H187V227H185L186 225L184 226V225L182 224V225H183V228H182V229L179 228L180 226H177V224H175L176 226L174 225V226H175V229H174V226H173L172 224H170V223H173V222L168 223V222H169V219H168L167 221H165V222H164ZM170 221H171V220H170ZM177 221L180 222V223H178L179 225H181V223L183 222V221L181 222V221L179 220V217H178V220H177ZM177 221H176L175 223H177ZM192 221H193V219H192ZM192 221L190 220V225H189V226H193V225H191V224H192ZM218 221H217V222H218ZM222 221H223V220H222ZM225 221H227V220H225ZM244 221H245V220H244ZM244 221H241V222H243V226H244ZM254 221H255V220H254ZM4 222H5V221H4ZM101 222H102V221H101ZM101 222L97 223V221H95V224H98L99 227H100V226L102 225ZM155 222H153V223H155ZM157 222H156L155 226L157 225ZM188 222H189V221H188ZM199 222H200V221H199ZM208 222H209V221H208ZM208 222H207V223H208ZM215 222H216V221H215ZM215 222H212V223L210 222V223L212 224V225L210 224V225H211V228H212L213 226L216 225V224H214ZM239 222H240V221H239ZM249 222H250V221H249ZM252 222H253V221H252ZM72 223H73V221H72L70 224L73 225ZM74 223H75V222H74ZM203 223H205V222L203 221ZM203 223L201 224V227H202V225H204ZM219 223H222V222L220 221ZM219 223H217V225H218ZM227 223H229V221H227ZM253 223L255 224V222H253ZM93 224H94V223H93ZM173 224H174V223H173ZM193 224H194V222H193ZM213 224H214V225H213ZM245 224L247 225V223H245ZM219 225H220V224H219ZM219 225L217 226V228H216V227L214 228V229H215L214 231H217L216 229H218ZM221 225H222V224H221ZM223 225H224V222H223ZM223 225H222V226H223ZM225 225H226V224H225ZM228 225H229V224H228ZM237 225H238V224H237ZM246 225H245V226H246ZM255 225H256V224H255ZM164 226H165V225H164ZM172 226H173V227H172ZM222 226H220V228H219V233H220V229L223 228ZM226 226H227V225H226ZM226 226H225V227H226ZM247 226H248V225H247ZM247 226H246V227H247ZM251 226L254 227V225H251ZM256 226H257V225H256ZM256 226H255V227H256ZM46 227H47V226H46ZM93 227H94V226H93ZM95 227H96V225H95ZM101 227L103 228V226H101ZM101 227H100V228L96 227V228H98L97 231H100V232L103 231V230H101ZM133 227H134V228H133ZM168 227H167V228H168ZM177 227H178L179 230L176 229ZM221 227H222V228H221ZM248 227H250V226H248ZM33 228H34V226H33ZM39 228H40V227H39ZM113 228H115V229H113ZM129 228H130V229H129ZM184 228H187V229H186V230H183ZM192 228H193V229H192ZM195 228H196V231H195ZM199 228H200V227H198V229H199ZM204 228H205V227H204ZM204 228H203V229H204ZM208 228H210V226H208ZM257 228L259 229V226H258ZM28 229H29V228H28ZM31 229H32V228H31ZM31 229H29V231L34 232V233L32 234V233H30V232L28 231V234H29V233L32 234V235L36 234V233H35V229H34V231H32ZM158 229H159V227H158ZM180 229H181V230H180ZM200 229L202 230V228H200ZM206 229H207V228H205V231L210 232V231H208L209 229H208V230H206ZM228 229H229V227H228ZM248 229H249V228H248ZM260 229H261V227H260ZM145 230H147V229H145ZM182 230H183V233H182ZM201 230H200V231H201ZM223 230L225 231L226 228L223 229ZM254 230H256V229H254ZM23 231H24V230H23ZM158 231H159V230H158ZM188 231H189V230H188ZM188 231H187V232H188ZM260 231H262V230H260ZM105 232H106V230H105ZM165 232H166V231H164V234H165ZM187 232H186V234H189V232H188V233H187ZM194 232H193V233H194ZM226 232H227V230H226ZM262 232H263V231H262ZM25 233H26V232H25ZM37 233H38V232H37ZM115 233H116V232H115ZM120 233H122L123 235H121ZM158 233H159V232H158ZM197 233H196V235H198ZM222 233H223V232H222ZM229 233H230V232H229ZM40 234H41V233H40ZM113 234H114V232H113ZM133 234H132V236H134ZM140 234L138 233V235H140ZM177 234H178V233H177ZM177 234H176V235L174 234V235L176 236V237L174 236V239H173V241H175L174 243H176V239H175V238H177V236L180 235V234H178V235H177ZM190 234H191V236L193 235L192 233H190ZM211 234L213 235L214 233H211ZM256 234H257V233H256ZM258 234H259V235H258ZM258 234H257L258 236H261V235H262V234L260 235V233H258ZM24 235H25V240H26V236H27V235H26V234H24ZM102 235H103V234H101V236H102ZM142 235H143V233H142ZM170 235H171V234H170ZM196 235H194V236H196ZM216 235H217V234H216ZM218 235H219V234H218ZM257 235H256V236H257ZM38 236H39V235H38ZM38 236H37V234H36L34 237H37V238L41 237V236H39V237H38ZM101 236H100V237H101ZM132 236H131V237H132ZM135 236H136V235H135ZM140 236H141V235H140ZM140 236L137 237V238H140ZM184 236H183V237L181 236L182 239L184 238L183 241L185 240V237H184ZM187 236H188V235H187ZM187 236H186V237H187ZM189 236H190V235H189ZM210 236H211V235H210ZM210 236H208V237H210ZM258 236L256 237V239L258 238ZM18 237L21 238V239L18 238L20 241L23 240V238H24L23 234H18ZM44 237H45V236H44ZM100 237H99V238H100ZM105 237L107 238V235H105ZM105 237L102 236L101 238H102V239L104 238V240H105ZM131 237H130V238H131ZM236 237H237V236H236ZM101 238H100V239H101ZM152 238H153V237H152ZM164 238H165V235H164ZM179 238H180V236H178V239H177V242H178V243H179V242H182L181 239H179ZM228 238H229V237H228ZM237 238H239V237H237ZM240 238H241V242H242V241H243V240H242L243 238H242L241 236H240ZM240 238H239V239H240ZM27 239H28V238H27ZM50 239H51V238H50ZM55 239H56V238H55ZM153 239H154V238H153ZM191 239H193V237H191ZM191 239H190V241H191ZM247 239H248V238H247ZM252 239L255 240L254 238H252ZM19 240H18L19 243H18L17 240H16V242L18 243V248H19V245L22 246V243L20 244V241H19ZM25 240H24V241H25ZM28 240H29V239H28ZM47 240H49V239H47ZM52 240H53V239H51V241H52ZM110 240H112L111 237H110ZM114 240H115V239H113L112 242H113ZM150 240H151V239H150ZM155 240H158V239L155 238ZM178 240H179V241H178ZM198 240H199V239L196 238V241H198ZM248 240H249V239H248ZM24 241H21V242H24ZM26 241H27V240H26ZM26 241H25V242H26ZM39 241H40V245H38V248H40L39 246H42V245H41V239H40ZM97 241H98V240H97ZM97 241H95V242H97ZM107 241H109V237H108V240H106L105 242H107ZM29 242H30V241H29ZM42 242H44V241H42ZM52 242H53V247H54V241H52ZM100 242L103 243L102 241H99V243H98V242H97V243L100 244ZM105 242L102 244L101 247H104L103 245H106V244H107V243H105ZM116 242H117V241H116ZM116 242H115V243H116ZM150 242H151V241H150ZM154 242H155V241H154ZM238 242H239V241H238ZM17 243H16V245H17ZM49 243H50V242H49ZM92 243H94V242H92ZM199 243H200V242H199ZM243 243H244V242H243ZM246 243L248 244V242H246ZM250 243H251V242H250ZM28 244H29V245H30V244L33 245L34 243L32 244V243L30 242V243H28ZM37 244H39V243L37 242ZM89 244H90V243H89ZM95 244H96V243H94V245H95ZM112 244L110 245L109 248H107V251L110 250L109 252H111ZM179 244H181V243H179ZM183 244H184V243H183ZM186 244H187V243H186ZM14 245H15V244H14ZM96 245H97V244H96ZM96 245H95V246H96ZM100 245H101V244H100ZM100 245H99V246L97 245V247H96V248H97L96 251L99 250L98 248L100 247ZM114 245H113V247H115ZM174 245H175V244H174ZM197 245H199V244L197 243ZM23 246H24V244H23ZM23 246H22V247H23ZM25 246H26V245H25ZM25 246H24V247H25ZM47 246H49V245H47ZM50 246H52V245H50ZM56 246H57V244H56ZM87 246H91V245H87ZM126 246H127V247H126ZM153 246H154V247H153ZM168 246H167V247H168ZM195 246H196V244H195ZM16 247H17V246H16ZM16 247H15V248H16ZM57 247H58V246H57ZM105 247H108V245H106ZM116 247H115V248H116ZM118 247H117V248H118ZM181 247H182V246H181ZM181 247H180V248H181ZM183 247H184V246H183ZM50 248H51V247H50ZM87 248H88V247H87ZM92 248H93V246H92ZM94 248H95V247H94ZM94 248L92 249V251H94ZM115 248H114V249H115ZM117 248H116V250H117ZM168 248H169V247H168ZM168 248H167V250H168ZM170 248H171V247H170ZM41 249L43 250V249H45V247H41ZM47 249H48V248H47ZM47 249H46V250H47ZM55 249L57 250V248H55ZM112 249H113V248H112ZM114 249H113V250H114ZM182 249H183V248H182ZM42 250H41V251H42ZM60 250H61V248H60ZM67 250H69V249H67ZM67 250H66V251H67ZM87 250H89V249H87ZM90 250H91V247H90ZM90 250H89L88 252H90ZM103 250H104V249H103ZM172 250H173V249H172ZM69 251H70V250H69ZM100 251H101V249H100ZM100 251H98V252H100ZM105 251H106V250L102 251V253L104 254ZM178 251H180V250H178ZM181 251H182V250H181ZM13 252H14V250H13ZM56 252H57V251H56ZM98 252H95V251H94V252H92V253H98ZM162 252H163V251H162ZM70 253H74V252L72 251V249H71V252H70ZM70 253L67 252V254H69V256H71ZM90 253H91V252H90ZM92 253H91V254H92ZM105 253H106V252H105ZM172 253H173V252H172ZM172 253H171V254H172ZM206 253H207V252L205 251V248H202V247H199V246H198V247H196V248L193 249L192 247H189L187 250H185V251L183 252V256L186 255V256L184 257V259H191V258L193 259L194 257H204ZM10 254H11V253H10ZM26 254H27V253H26ZM74 254H75V253H74ZM74 254H73V255H74ZM100 254H101V253H99V255H100ZM148 254L151 255L152 258H149V257H148ZM178 254H179V253H178ZM181 254H182V252H181ZM73 255H72V258H73ZM87 255H88V257L91 258V260H90L91 262H90L89 259H88L89 264H95V263L97 264V263H98V262L95 261V259L92 257L93 255H92V256H91L90 254H87ZM99 255L96 254V257L99 256ZM27 256H29V255H27ZM65 256H66V254H65ZM74 256H75V259H76V260L81 258L80 256H79L80 258L77 257V256H78L77 254H75ZM106 256H107V255H106ZM108 256H109V254H108ZM108 256H107V258H108ZM63 257H64V255H63ZM76 257H77V258H76ZM83 257H86V255L83 256ZM83 257H82V258H83ZM101 257H102V254H101ZM231 257H232V256H231ZM235 257H236V256H235ZM241 257H244V256H241ZM241 257H240V258H241ZM65 258H67V259H68V258H69V259H72L71 257H67V256H66ZM82 258H81V260H82ZM99 258H100V257H99ZM176 258H177V257H176ZM29 259H30V257H29ZM63 259H64V258H63ZM73 259H74V258H73ZM73 259H72L70 262L68 261V263H71L72 261L75 263L76 260L74 259V260H75V261H74ZM184 259H183V262L185 263V260H184ZM192 259H191V260H192ZM194 259L196 260L197 258H194ZM221 259H223V258H221ZM81 260H80V261H81ZM84 260H85V258H83V261H84ZM86 260H87V259H86ZM86 260H85V261H86ZM102 260H103V259H102ZM180 260H182V259L180 258ZM219 260H220V259H219ZM228 260H229V259H228ZM232 260L234 261V260H236V259H232ZM232 260H229V261H232ZM241 260H242V259H241ZM243 260H244V259H243ZM176 261H177V260H176ZM198 261H199V260H198ZM62 262H63V261H62ZM66 262H67V261H66ZM66 262H64V264H65ZM86 262H87V261H86ZM219 262H220V261H219ZM221 262H222V261H221ZM236 262H237V261H236ZM68 263H66V264H68ZM74 263H72V264H74ZM76 263H79V262L77 261ZM76 263H75V264H76ZM81 263H82V262H80V264H81ZM196 263H198V262L196 261ZM199 263H200V262H199ZM199 263H198V264H199ZM61 264H63V263H61ZM83 264H88V263H84V262H83ZM191 264H192V263H191ZM193 264H195V262H193ZM231 264H232V263H231Z\"/></svg>",
	"mask_w": 264,
	"mask_h": 264
}]
</instances>
